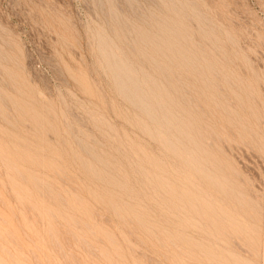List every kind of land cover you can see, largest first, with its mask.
I'll list each match as a JSON object with an SVG mask.
<instances>
[{"label": "rangeland", "instance_id": "rangeland-1", "mask_svg": "<svg viewBox=\"0 0 264 264\" xmlns=\"http://www.w3.org/2000/svg\"><path fill=\"white\" fill-rule=\"evenodd\" d=\"M100 1L102 3H105L100 5ZM107 1L108 0H0V64H3L2 66H0V78L3 76H7L10 78L11 76H8L9 73L11 75L10 71H12L13 73L12 79L8 78L11 82L7 79V77L3 79L1 78L2 80L0 79V92H4L2 94L0 93V95H2V97L4 96L3 99H5L3 100V102H0V158L3 159L4 157L5 161L8 160V162L6 161V164H4V159L3 161H1L2 159H0V264H199L200 261H202L204 264H217V262L218 264H232V262L233 264H237V262H240V259L245 260H241L243 263L240 262L239 264H264V0H172V2L171 0H168L169 3L172 4L171 9L168 8L170 4L166 0L164 3L168 5L167 8L171 10L170 12L167 8H164L166 7V4H163L164 0H131V2L130 0L128 2L127 0L126 2L124 0H113L115 3L110 0L111 4L110 1ZM158 1L160 3L157 4ZM134 2L136 5L134 4ZM182 2L183 5H181ZM112 3L116 4L117 6L113 5ZM125 3H128V5L130 4L133 7L130 5L126 6ZM177 3H179L180 6ZM191 3L194 5V7L193 5L189 6V4ZM109 4L112 5V7L114 6L115 15H113L114 10ZM174 4L177 6L175 7ZM115 6L116 8L118 7V9H116ZM160 7H162V10L160 9ZM173 7L175 8V10ZM132 9H136L135 11H137V13H134L135 11L132 12ZM147 9H149L150 11H147ZM152 9H154V12H152ZM165 9L167 10V12H163V10L165 11ZM106 10H111L112 12L108 11L107 14ZM185 10L188 12H186ZM139 11L144 13L145 16L143 14L141 15ZM144 11L147 14H145ZM175 11H178V14ZM109 12L111 16H109ZM116 12L118 14L123 13V15L117 16L118 14L116 15ZM165 13L166 15H164ZM137 14L138 16H136ZM175 14L181 15L178 17ZM148 15H150L151 17H148ZM198 15H201L200 20ZM112 16L116 21H114V18ZM123 16L128 19V24L123 23V19L124 22L127 21ZM134 16L137 17L139 21L135 19ZM172 16L173 18L177 17L175 21L174 19L172 20ZM107 18H113L112 21L114 23L112 24V26L110 23H108L109 21L112 23L111 19L108 20ZM130 18H134L136 22ZM168 18H171L169 21L170 23H175H167L166 21L169 20ZM145 19L147 20V23L144 21ZM150 19H152L153 21H151ZM163 19H166L165 22L166 24H168V26H163L165 24V22H163ZM177 19L180 21H178ZM118 20L121 22H119ZM130 20L131 22H134L131 23ZM155 20H160V22L157 21L159 23H156L154 22ZM161 20L162 23H164L163 25L161 24ZM143 22L146 24L150 23L152 27L148 26L150 24L146 25ZM153 22L155 23L154 28ZM182 22L184 23V25L186 23V28L183 27L184 25ZM180 23L182 26L180 25ZM135 24H137L138 26ZM160 24L165 28L163 30L162 27H160L162 31L159 28ZM144 25L146 28L148 26L147 29H150V31H148L147 29H145L144 31V29H142ZM175 25H177V27H175ZM187 25L189 26L187 27ZM116 27H118L119 30ZM134 27H136V29L139 28L138 32H144L142 36L146 34L144 36L145 38H147V35L149 32H151V30L154 31L156 36H151L154 35V33L151 32V34H149L150 36H148L149 38L146 39V41L148 42H146L145 38L143 37L144 39H142V37L140 36L141 34L139 35L138 32H135L137 30H135ZM180 27L185 29L183 30ZM113 28H116L118 32ZM130 28L134 29H132L133 32H131L132 30ZM157 28H159V30ZM120 29L124 32H120L122 38L118 39L119 36H117V38L115 33L118 34ZM188 29H191L190 32H192L193 34L190 33ZM110 30L112 33L110 32ZM127 31H130V33H127ZM159 31H161L160 33H162L163 31H165L166 33L172 32L171 34H169L170 40H168L169 38L165 39L166 36H168V34L166 33H163L161 35L163 37V40L161 39V36H159L161 38L157 37V34H160L158 33ZM184 32L186 35L184 34ZM124 33L127 36L124 35ZM177 33L178 35H176ZM172 34L174 36H172ZM183 34L186 37H184ZM190 34H192V37H190ZM178 36L180 40L178 38H175ZM133 38L136 44L134 43V41L131 43ZM156 38H158V40ZM187 38H189L190 40ZM122 39L124 40V42L122 41ZM125 39H129L130 41H127ZM137 39L139 41H145L144 43H147V45L145 46L143 42H138ZM181 39L183 40L181 41ZM159 41H165V45L164 43L162 45L167 47H165L166 50L171 46L170 44L173 42V45L175 46L177 52L175 51L173 46L169 48V50L171 51H168L171 54L174 52L173 56L175 55L174 57H176V59L173 56L169 57V53H165V55H163V46H161V43H158ZM168 41H171L170 44L167 43ZM185 41L187 42V44L185 43ZM119 42L121 44L125 43V45H121ZM126 42H129V45H127ZM137 43L140 44L138 45ZM189 43L192 45H190ZM130 44H132V46H135L136 53L133 50L134 47H132ZM136 46H139L141 49L138 47L137 49L140 50H137ZM146 47L148 50H146ZM159 47H161L160 50H162V54L159 52V49H157L158 54H156V48ZM185 47H189L190 51L188 52L187 50H189V48L186 49ZM129 48L132 50L134 55L136 54L135 59H137V61L139 60L138 58L142 57L143 54H145V58H140L142 62L141 65L140 60L139 62L134 61L135 59L132 55V52H130L131 55H129L127 51H131ZM96 49L99 52L96 51ZM137 51L139 52L137 53ZM192 51H194L195 53H199L195 54L194 52L192 53ZM96 52H98V54ZM187 53L188 55H186ZM99 54L100 56H98ZM157 55L159 58L157 57ZM198 55H202L200 57L201 59L197 58L199 57ZM186 56H189V58ZM193 56H195L194 59L196 61L193 59ZM164 57L168 60H174L173 63H175V65L171 60L167 61L166 59H164ZM184 57H186V59ZM180 58L182 61L180 60ZM144 59L147 61L150 60V62L148 61L147 63V61H145ZM152 59L155 64L158 63V65H160L161 67L165 66L164 64L167 61L168 66H165V69L159 68V66L155 65L153 61H151ZM160 60L164 62L162 65V62L160 63ZM192 60H194L197 65ZM201 60H203L205 63H203V61ZM187 61L189 64L187 63ZM99 62H101V64ZM102 62L105 63L103 64ZM143 62L145 63L143 64ZM206 62L207 65L209 64L208 66L206 65ZM150 63L154 64V66L159 70L160 74H162L158 75V70L153 67L154 70H156L154 71L150 66L152 65ZM147 64L150 67H148ZM170 64L172 65V67L170 66ZM177 64L179 68L186 67L187 69H185L187 73L185 72V69H183V71L179 70ZM173 65L178 70H175ZM203 65L205 66L203 67ZM3 66L6 69H4ZM201 67H203V69ZM205 67L206 69L210 68V74H207L208 70L206 72ZM211 68H213V70ZM160 69H162L163 71L165 70V72L161 71ZM189 69H193L194 71ZM5 70L7 72L4 73ZM170 71H173V73L171 72L172 75L175 73L174 76H170ZM181 71L183 73H181ZM188 71L192 73L189 74ZM202 71H204L205 73ZM202 73H204L205 75H202ZM163 74H165L166 76H164ZM165 77L167 79H165ZM173 77L174 81H171L174 85L169 80V78L171 79ZM163 78L164 80H166L165 84L163 83ZM175 78H177V81L175 80ZM6 82L9 83L6 84ZM167 82L171 84H167L168 86H170L169 91L171 90V92L167 90ZM175 82H177V84L181 86L180 89L177 88L179 86L176 85ZM171 86L174 87L175 91L173 90V87L171 88ZM18 89L19 91H22L19 92ZM7 90H9V92ZM179 90L180 92L182 91L183 94L179 93ZM179 96L180 98L178 100ZM183 96L185 97L183 98ZM164 97L166 99H164ZM6 98L11 103L6 102L8 101L6 100ZM0 100L2 101V98H0ZM13 100L15 101L14 104L16 103L15 106L18 107V109L14 106ZM36 102L39 105H37ZM8 103L10 104V106ZM171 103L173 104V106H171ZM181 104L183 105L181 106ZM43 105L46 108H44ZM9 107L10 110H8ZM14 109H16V111L18 110V112H15ZM186 110H189V112L191 111L193 114L191 115V113L188 112V116L186 117V115H183L187 113ZM159 111L161 112L159 113ZM181 111H183V114ZM21 112L24 114L20 115ZM158 113L160 114V116ZM142 116L144 117L142 118ZM194 117H196L195 119L198 120L197 122ZM144 118L146 120H144ZM177 120L179 122H177ZM176 122L177 124H175ZM52 125L55 126L53 127V131L55 132L52 131ZM199 125H202L200 131ZM182 126H184V128ZM194 126L196 127L194 128ZM16 127H18V129H15ZM170 127H172L173 129ZM142 128L145 133L142 132ZM78 133L80 135H78ZM198 134L201 138L198 137ZM72 137L74 140L71 139ZM66 139L69 141H67V145L65 144ZM161 139L163 142H160ZM158 140L163 150H160L161 148L158 145ZM128 144L131 146V148ZM77 145H80L81 147H78ZM71 146L74 148H72ZM162 146L165 147L163 148ZM85 147L88 148L86 149ZM136 147L137 150L135 149ZM201 147L203 149H201ZM75 148L78 150V152ZM70 149L71 151L69 152ZM169 149H171V152ZM72 150L73 152H75L73 155L79 154L76 155L78 157L70 156L72 155ZM143 150L147 153L145 154ZM92 151L96 154V156L94 153H92ZM139 151L141 152V156ZM82 153L87 154H85L86 157L83 156L84 159H82ZM149 153L151 154L149 155ZM164 153L168 156H165ZM136 154L138 155V157L136 156ZM144 154L145 156L149 155L151 157L150 159L153 158L154 160L152 159V162L151 160L147 161L146 158H148V156L145 157ZM171 154L172 156H170ZM80 155L81 157L79 158ZM154 155L157 156L155 157ZM100 156L101 159L104 160V162H102ZM176 156L179 157L177 158ZM104 157L107 159H105ZM180 158H184L183 161ZM172 159L174 160V162ZM178 159L181 161V163L179 162L178 165V162H176V165L175 161H178ZM33 160L35 161L34 164ZM79 160H81V164ZM212 160L214 162H212ZM96 161L98 162L99 166ZM134 161L139 164L135 163ZM140 162H142L143 165ZM155 162H157L156 165ZM166 162L168 163V165ZM13 163L16 164H14V166L17 169L21 170V173L17 169H14L12 171L10 167ZM78 163L80 166L78 165ZM160 163L164 166H160ZM182 163L183 166L184 164L187 165L186 168L188 167L189 169H184L185 166H182V168L180 165ZM8 164H10L11 166ZM94 164H96V167ZM83 165L86 166L89 171L86 170L87 168ZM105 165L107 167H105ZM152 165L156 166V168ZM14 166L12 167L15 168ZM88 166L92 168L89 169ZM97 166L99 168L100 166L101 168L103 166L102 169L100 168L101 175L102 172H104L105 175L107 174L106 177L104 174L102 176L107 180L104 181L105 183L102 182V180L104 179H102V177H100V175L97 173L99 172V168ZM110 166H112L114 169ZM7 167L8 169H6ZM78 167L81 168L78 169ZM164 167H166V169ZM190 167H192L191 171ZM82 168L85 172L81 170ZM104 168H107L108 172L110 171L109 175L107 169L105 170ZM91 169L93 171L89 173ZM113 170L115 172H113ZM158 170L163 172L161 173ZM169 170L171 171V173H169ZM185 170L188 171L186 172ZM111 171L113 174L111 173ZM11 172L15 176L17 175L16 178ZM116 172H119L122 175ZM148 172L150 173L148 174ZM193 172L196 173H194V175L196 176L193 175ZM165 173L167 174L166 176ZM216 173L220 174L217 175ZM20 174H22L23 177L22 175L20 177ZM87 174H90L89 176H92V178L90 179ZM123 174L124 176H126L125 178H122ZM163 174L164 176L162 177ZM93 175L96 179H98L96 175H99L98 180L101 179V182L97 180L98 182L96 181L92 184L90 180H96L93 179ZM112 175H114L115 177V179H113L114 182L113 180H111L113 177ZM9 176H11V179L13 178L12 182ZM180 176L181 183L184 182L183 179L185 180L188 178L187 180L191 185L187 182L190 186H186L187 180L184 183L180 184V179L178 178ZM34 177L36 179L38 178L39 181H37ZM68 177L70 178L68 179ZM116 177H119L120 179H117ZM33 178L36 181L34 182V184L36 183L37 188L38 185L43 181L41 187L39 186L40 189L35 188V186L32 184ZM145 178L149 180L148 183L150 184L144 182L143 179ZM167 178H169V180ZM189 178L191 180H189ZM209 178H211L213 181H211V179ZM44 179L46 183H50H47L46 185L44 183ZM108 179H110L111 182ZM146 179L145 181H148ZM155 179H157L158 181ZM192 179L194 182H192ZM204 179L206 180V187L203 184L205 181ZM125 180L126 182H123ZM163 180H168L167 183L170 184L171 182L173 184V186H171L175 187L170 188L171 186L167 184L166 181L163 182L164 184H162ZM196 180L199 183L203 180L204 181L201 182L200 185ZM13 181H17L18 183H15ZM153 181L157 184V186L162 187V185H164L163 188L166 187V189L162 190L160 187H157L156 184H153ZM112 182L114 184V187H118L116 188L117 190L120 189L118 185L122 187V190L116 191L115 188H113ZM211 182L213 184H211ZM126 183L128 185L130 184V188ZM165 183L167 184L166 186ZM109 184L111 185L109 186ZM209 184H211L212 187ZM223 184L224 186H222ZM44 185L47 186V188ZM48 185H52V190L50 188V191L47 190L49 187ZM72 185H74L75 188L74 186L72 187ZM105 185L113 189H109L108 187L107 189H105ZM123 185L129 188L130 194L128 193L129 191L127 190V187L124 188ZM180 185H183L186 188L184 189V187L182 186L184 194L180 192L181 190L179 192L176 191L178 192L179 197L182 199L178 197V194H176V192L172 191V189H182ZM20 186H22L23 188ZM167 186L170 187L167 188ZM194 186L197 189L195 191H193L195 188ZM131 187L136 188L137 190L132 189ZM19 188L21 190L23 189L25 193H23V191L21 192ZM159 188L162 190V193L160 192ZM204 188H208L207 191L203 190ZM219 188H221V190ZM91 189L93 191H91ZM104 189L107 190V193L106 191H104ZM154 189L156 192L154 191ZM169 189H171L170 192L168 191L169 193H171V195L166 192V190ZM201 189L203 190V192H201ZM86 190L89 192L88 194ZM111 190H115V193H111ZM133 190L136 192H133ZM151 190H153L155 193ZM158 190L160 193H158ZM214 190L216 193L214 192ZM99 191H101V193ZM126 191L128 192L125 194L124 192ZM149 191L152 193H150ZM229 191L230 194L228 193ZM231 191L233 195L231 194ZM120 192L123 195H121ZM131 192L134 193L133 196L131 195ZM164 192L166 193V195ZM53 193L61 194L62 196L58 197L59 195L56 194H54V196ZM102 193L103 195H101ZM156 193H158V197L156 196ZM181 193L183 194V196L181 195L182 197L180 196ZM185 193H189L188 195L186 194L187 197L185 196ZM111 194H115L117 197L119 194L121 196L117 198L115 197V195L113 197V195ZM159 194L161 196H166V203L168 205H171V213L169 211L166 212L167 208H169L167 204L159 203L160 201H165L163 200L164 196H162V199V197H159ZM191 194H193L194 197L198 200L196 199V201L195 199H193V196ZM228 194L230 196L232 195L233 197L231 196L230 199ZM21 195L24 197V199L21 197ZM68 195L70 197H68ZM106 195L108 196L106 197ZM128 195L129 197L131 196L130 198L132 199L135 196V198L133 199L134 201L131 200ZM136 195L139 200L137 199ZM227 195L228 197H226ZM123 196H125V198H123ZM141 196L143 197L141 198ZM188 196H190V198L193 200H189ZM200 196L203 199H201ZM32 197L34 201H32ZM76 197L77 199H75ZM121 197L126 201L123 202ZM61 198H63L64 200ZM80 199L81 202L85 201V203L80 204ZM120 200L121 203L123 202L125 204L124 206H127L123 207V203L119 204ZM155 200L156 202L153 203ZM178 200H182V202H179ZM183 200H185L184 203H188L187 206L186 204H182L185 206L180 205L181 203H183ZM209 200L213 201V203L211 201L209 202ZM27 201L29 202L26 203ZM130 201H133L135 205H133V203H131ZM189 201H192V204ZM198 201L200 202V205L202 204L201 206L199 205ZM33 202L39 205V209H37V207L35 206L36 204H33ZM171 202H173V204H170ZM176 202H179L180 204H177ZM203 202L205 203L203 204ZM23 203H25L26 205ZM137 203H139L140 205ZM158 203L160 205H157ZM32 204L36 208H34ZM84 204H86V206ZM152 204H155L157 208ZM72 205L75 207L73 208ZM105 205L108 206L106 207ZM113 205L118 206L117 209ZM166 205V210L163 209L162 211L161 208H164ZM77 206L79 208H77ZM102 206L106 207V209H108L109 211ZM154 206L155 209H153ZM188 206H190L191 210H189L191 212L194 210V207H197L195 208L196 212L193 211V213H191L188 210ZM44 207H46V212L43 211V214L41 209H43ZM158 207L160 210L158 209ZM176 207L178 208V210H175L177 209ZM214 207L216 208V211H213V209H215ZM133 208L135 209V211ZM237 208L239 209L238 212L240 214L237 212ZM47 209L49 210V212L47 211ZM50 209L53 210L52 213H54L55 216L57 214V217L59 216V218L55 217L53 214L50 215ZM156 209L159 210L158 212L161 216L165 215V219L160 215H158V218V212H151V210ZM248 209L250 210L248 211ZM223 210L228 213L230 211L231 214L229 213L228 215L225 212L223 213ZM210 211H213V213H211ZM67 212L70 213L69 215L71 217L66 214ZM140 212L143 216L140 214ZM162 212H164V214ZM175 212L176 214H174ZM183 212L185 213V215H187L186 213H190L191 217L194 214V217L191 218L190 215L185 216ZM246 212L248 213V215ZM148 213H151L152 216ZM169 213L172 215H170ZM48 214L49 216H47ZM64 214H66L65 217L63 216ZM211 214L213 217L214 214H218V217L220 216L219 219L222 221V223L219 224L221 221L219 222V220H217V216L215 217L216 221H212V216H209ZM249 214L251 217L249 216ZM255 214H257L256 217H254ZM226 215L228 217L231 215L227 219L228 221L225 219ZM115 216L116 218L118 216L117 219L119 221L115 218ZM120 216L121 218H119ZM124 216L128 220L126 218H123ZM137 216L139 218H141L142 216V218L139 219L137 218ZM170 216H173L175 219L169 218ZM178 216L180 220H183L178 222ZM237 216L238 219L240 218L239 220L237 219ZM184 217L187 218V222L185 221L186 218ZM200 217V221L203 220V217H206L207 220H210L211 222L209 221L208 223L204 220L201 221V223L200 221L197 222L196 220H198ZM252 217L254 220L252 219ZM63 218H65L64 222ZM166 218L168 219V223H166L169 225L165 223ZM232 218L234 219L232 220ZM235 218L237 220H235ZM157 219L160 221L157 222ZM190 219L194 220L195 223H193V221L190 222ZM256 219H260V222ZM122 220L123 222L121 223ZM134 220L136 222H131ZM163 220L164 222H162ZM229 220L233 225L229 222ZM261 220L263 221L261 222ZM68 222L70 223L68 224ZM85 222H87L88 224ZM177 222L180 223L178 225L179 229L181 227V230L185 229L184 231H186V229L188 228V232L186 231V235L184 231L182 232L177 228L174 229L173 226H175L176 223L175 227H177ZM216 222H219V230L216 228L217 230L213 231L215 230V227H217ZM236 222L239 224H236ZM253 222L257 223L258 226ZM155 223L157 227L155 226ZM158 223L160 225L162 224L161 227L157 225ZM164 223L165 229L162 228L164 227ZM196 223H198L199 225H193ZM207 223L209 225H211L212 223V227H209ZM214 223L215 226L213 225ZM225 223L228 224L225 225ZM246 223H250L251 225L249 224L247 226ZM135 224L138 225V230V227H136L137 225L135 226ZM144 224L147 225V227H145ZM182 224H185L184 226L186 228L183 227ZM187 224H189L190 226H188ZM240 224H242V226ZM170 225L172 227L168 229ZM236 225H240V227H237ZM192 226H195L196 229H194L195 227L192 228ZM233 226L237 228L235 229ZM140 227H142V229ZM152 227L156 230L154 231ZM190 228H192L193 230H197L198 232L192 230L193 232L190 234ZM207 228L213 229H209L211 230V232L209 233V230ZM238 228L240 230L243 229L241 230V232L239 231L240 235H238ZM247 228L250 230H248ZM166 229L170 230L171 234L173 233L174 236L172 237V235L169 234L170 232ZM233 229H235V231H237L238 233H233L235 232ZM200 230H202V232L204 231V236L209 235L211 237L208 236L204 238ZM136 231H138V233ZM141 231L145 233V236ZM176 231L180 232V234L182 235H180L179 233L176 234ZM242 231L244 234L242 233ZM220 232H222L223 235ZM230 232L233 234H231ZM255 233L257 236L254 237L257 238V241H255L256 239H254L253 241L252 235H255ZM99 234L103 236H100ZM106 235H109L110 237V239L107 238L108 241L105 238L107 237ZM177 235L185 237L186 240L184 238L182 240V237L180 238V236L176 237ZM189 235H192L193 239H189ZM217 235H219L218 238ZM250 235L252 236V238L250 237ZM162 236L164 237V239H161L163 238ZM224 236L226 238H224ZM227 236L229 237L227 238ZM153 237H155L154 240ZM156 237L159 241L156 240ZM194 237H197L198 241L195 239L197 243L203 240L202 243L200 242L198 243V245L201 244L199 245L201 247L203 245L202 248L204 249V251L207 250L206 252H204L201 247L197 246V243L194 242ZM236 237L238 239H235ZM239 237H241L242 239ZM246 237L248 238V240ZM169 239L171 240L169 241ZM172 239H174L175 242H173ZM187 239L191 240L189 242V244L191 243L190 246L187 243ZM209 239H211V241ZM214 239L216 240L214 241ZM142 240L144 241V243ZM229 240L231 241L229 242ZM238 240H240L241 242ZM179 241H183L184 244L186 242L188 245L185 244L184 248L183 242L179 243ZM206 241H209L210 243L213 241L214 243L212 242V244L214 245L212 246H215L217 249L219 246V248L223 249V257L220 251L218 253L215 247H213V251L211 249L208 250V247H210L211 244H205ZM217 241L218 243H216ZM223 241L227 242L224 244ZM159 242L162 244H160ZM203 242L205 243L203 244ZM178 243L181 244L182 247ZM193 243H196V246L195 244L193 245ZM238 243L239 245H237ZM250 243H253L256 248ZM220 244H223L224 246H221ZM246 244H249V246ZM257 244L259 248H257ZM260 244L262 247L259 246ZM225 245L228 247L226 248ZM241 245L243 248L239 247ZM244 245H246V248L244 247ZM247 246L249 247V249L251 248V252H249L250 250ZM230 247L231 249L229 250ZM234 247H238L236 249L238 250V252L234 249ZM252 247L255 248V252L253 251ZM174 248L177 251H175ZM233 249L235 252H233ZM180 250L182 252H180ZM239 250L242 252H240ZM243 250H245L246 252H244ZM160 251H162L163 254ZM176 252H178V254ZM208 252L210 253L209 255ZM216 253L218 255H216ZM179 254H182V257ZM212 254H215V256ZM228 254L229 257L231 256L232 258V260L229 259L230 261H227L228 259H226L225 257ZM239 254L244 255H241V257H239ZM190 255L193 256L192 259ZM253 255H255V257ZM168 256H172L170 259L174 258L177 261H175L174 259H172V261L169 260ZM186 256L188 257V259ZM194 256L197 257L194 258ZM236 257L239 258H237L236 260ZM197 258H199L200 260H198ZM212 258L214 262L216 261L215 263L211 260ZM251 258H253V260H251ZM195 259H197L198 261L196 260V262ZM233 259L236 260V262ZM255 259L257 262H255ZM218 260L222 263H220ZM252 261L254 262L252 263Z\"/></svg>", "mask_w": 264, "mask_h": 264}, {"label": "bare ground", "instance_id": "bare-ground-1", "mask_svg": "<svg viewBox=\"0 0 264 264\" xmlns=\"http://www.w3.org/2000/svg\"><path fill=\"white\" fill-rule=\"evenodd\" d=\"M103 1H104V0H103ZM108 1H110V0H108ZM108 1H107V2H108ZM112 1H113V0H112ZM124 1L126 2V0H124ZM128 1H129V0H127V2H128ZM132 1H133V0H132ZM134 1H135V0H134ZM160 1H162V0H160ZM165 1H166V0L163 1V4H164V5L166 4V3H164ZM167 1H168V0H167ZM178 1H179V0H178ZM181 1H182V0H181ZM96 2H97V1H96ZM100 2H101V1H100ZM107 2H106V3H107ZM130 2H131V0H130ZM171 2H172V0H171ZM183 2H184V1H183ZM183 2L181 3V5H183ZM98 3H99V2H98ZM103 3H105V2H103ZM103 3L101 2L100 5H102ZM113 3H115V2L113 1ZM113 3H112V4H113ZM132 3H133V2H132ZM158 3H160V2L158 1L157 4H158ZM168 3H169V1H168ZM175 3H176V1H175ZM188 3H189V2H188ZM110 4H111V1H110ZM110 4H109V5H110ZM125 4H126V3H125ZM134 4H135V2H134ZM163 4H162V5H163ZM169 4H170V3H169ZM177 4L179 5V3H177ZM113 5H116V4H113ZM129 5H130V4H129ZM129 5H128V3L126 4V6H129ZM135 5H136V4H135ZM135 5H134V6H135ZM174 5H175V4H174ZM191 5H193V4H192V3L189 4V6H191ZM107 6H108V5H107ZM107 6H106V7H107ZM110 6L112 7V5H110ZM110 6H108V7H110ZM116 6H117V5H116ZM116 6H115V8H116ZM130 6H132V5H130ZM138 6H139V5H138ZM167 6H168V5L166 4V7H164V6H163V7H164V8H167ZM169 6H170V7H169ZM169 6H168V8L171 9L172 4H170ZM176 6H177V5H175V7H176ZM179 6H180V5H179ZM179 6H178V7H179ZM184 6H185V4H184ZM186 6H188V5H186ZM111 7H110V8H111ZM132 7H133V6H132ZM193 7H194V5H193ZM102 8H103V7H102ZM112 8H113V10H114V14H113V15H115V9H114V6H113ZM112 8H111V9H112ZM129 8H130V7H129ZM136 8H137V7H136ZM141 8H142V7H141ZM161 8H162V7H160V9H161ZM168 8H167V9H168ZM173 8H174V7H173ZM182 8H183V7H182ZM103 9H104V8H103ZM106 9H107V8H106ZM116 9H118V7H117ZM137 9H138V8H137ZM142 9H143V8H142ZM149 9H150V8H149ZM149 9H147V11H148ZM170 9H168L169 12L171 11ZM176 9H178V8H176ZM186 9H187V8H186ZM135 10H136V9H135ZM135 10L132 9V12L135 11ZM153 10H154V9H152V12H154ZM158 10H159V9H158ZM161 10H162V9H161ZM174 10H175V8H174ZM174 10H173V11H174ZM179 10H180V9H179ZM187 10H188V9H187ZM106 11H107V10H106ZM108 11H111V10H108ZM108 11H107V14H108ZM117 11H118V10H117ZM149 11H150V10H149ZM185 11H186V10H185ZM195 11H196V10H195ZM111 12H112V11H111ZM120 12H121V11H120ZM139 12H140V11H139ZM144 12H145V11H144ZM155 12H156V11H155ZM158 12H160V11H158ZM163 12H167V10L165 9V11L163 10ZM175 12L178 14V11H175ZM186 12H188V11H186ZM105 13H106V12H105ZM134 13H137V11H135ZM140 13H141V15H142V14L144 15V13H142V12H140ZM140 13H139V14H140ZM148 13H149V12H148ZM150 13H151V12H150ZM171 13H172V12H171ZM173 13H174V12H173ZM189 13H190V11H189ZM193 13H194V12H193ZM198 13H199V12H198ZM117 14H118V13L116 12V15H117ZM132 14H133V13H132ZM145 14H147V13L145 12ZM152 14H153V13H152ZM162 14H163V13H162ZM177 14H175V15L178 16V17L181 15V14H179V15H177ZM186 14H187V13H186ZM195 14H196V13H195ZM200 14H201V13H200ZM122 15H123V13L118 14L117 16H122ZM133 15H134V14H133ZM154 15H155V14H154ZM156 15H157V14H156ZM164 15H166V13H165ZM164 15H163V16H164ZM172 15H173V14H172ZM175 15H174V16H175ZM105 16H106V14H105ZM109 16H111L110 12H109ZM136 16H138V14H137ZM144 16H145V15H144ZM149 16H150V15H148V17H149ZM157 16H158V15H157ZM167 16H168V15H167ZM170 16H171V15H170ZM198 16H199V15H198ZM200 16H201V15H200ZM200 16H199V20H200ZM112 17H113V16H112ZM123 17H124V16H123ZM128 17H129V15H128ZM131 17H132V16H131ZM134 17H135V16H134ZM140 17H142V16H140ZM146 17H147V16H146ZM150 17H151V16H150ZM193 17H194V16H193ZM113 18H114V17H113ZM113 18H112V19H113ZM116 18H117V17H116ZM124 18H126V17H124ZM138 18H139V17H138ZM155 18H156V17H155ZM157 18H158V17H157ZM159 18H160V17H159ZM161 18H162V17H161ZM164 18H165V17H164ZM171 18H172V20L174 19V21H175V19H176L177 17H176V18H173V16H172ZM171 18H170V19H171ZM201 18H202V17H201ZM107 19L110 20L111 18H110V19L107 18ZM112 19H111V21H112ZM119 19H120V18H119ZM130 19H133V20H134V18H130ZM135 19H137V17H135ZM168 19H169V18H168ZM170 19H169L168 21H166V19H163V20H164L163 22L166 21V22L168 23V22L170 21ZM178 19H179V18H178ZM178 19H177V20H178ZM181 19H182V18H181ZM195 19H196V17H195ZM202 19H203V18H202ZM108 20H107V22H108ZM120 20H121V19H120ZM125 20H127V21L124 22V19H123V23H127V24H128V19L126 18ZM137 20L139 21V19H137ZM141 20H142V19H141ZM141 20H140V21H141ZM150 20L153 21L152 19H150ZM177 20H176V21H177ZM193 20H194V19H193ZM114 21H116L115 18H114ZM118 21H119V20H118ZM121 21H122V20H121ZM121 21H119V22H121ZM134 21H135V20H134ZM134 21H132V22H134ZM144 21L146 22L147 20L145 19ZM157 21L160 22V20H155L154 22L159 23V22H157ZM178 21H180V20H178ZM130 22H131V20H130ZM132 22H131V23H132ZM135 22H136V21H135ZM148 22H149V21H148ZM154 22H153V23H154ZM166 22H165V24H166ZM196 22H197V21H196ZM198 22H199V21H198ZM108 23H110L111 26H112V24H113L114 22L112 21V23H111V22L109 21ZM116 23H117V22H116ZM123 23H122V24H123ZM143 23H144V22H143ZM146 23H147V22H146ZM146 23H144V24H146ZM153 23H152V24H153ZM169 23H170V22H169ZM172 23H173V22H171L170 24H172ZM174 23H175V22H174ZM174 23H173V24H174ZM178 23H179V22H178ZM182 23H183V22H182ZM148 24H150V23H148ZM148 24H146V25H148ZM161 24H162V25L164 24V23H162V20H161ZM161 24H160V25H161ZM165 24H164L163 26H165V27L168 26V24H166V25H165ZM135 25H137V24H135ZM139 25H141V24H139ZM160 25H159V28L162 27V29L164 30L165 28H164L162 25H161V26H160ZM180 25H181V23H180ZM183 25H184V23H183ZM199 25H200V24H199ZM205 25H206V24H205ZM107 26H108V24H107ZM113 26H114V25H113ZM119 26H120V25H119ZM137 26H138V25H137ZM148 26H151V27H152L151 24L148 25ZM148 26H147V28H148ZM154 26H155V23H154V25H153V28H154ZM156 26H157V25H156ZM181 26H182V25H181ZM185 26H186V23H185V25H184L183 27H185ZM188 26H189V25H187V27H188ZM196 26H197V24H196ZM201 26H202V25H201ZM103 27H104V26H103ZM142 27H143V26H142ZM175 27H177V25H175ZM205 27H207V26H205ZM205 27H204V28H205ZM110 28H111V27H110ZM116 28H118V27H116ZM116 28H113V29L115 30ZM120 28H121V27H120ZM122 28H123V26H122ZM134 28H135V30H137V31H135V32H138V29H139V28H138V27H137L138 29H136V27H134ZM147 28H146L145 25H144V27H143L142 29H144V31H145V29H147ZM155 28H156V27H155ZM159 28H157V29L159 30ZM167 28H168V27H167ZM167 28H166V29H167ZM170 28H171V27H170ZM180 28H182V27H180ZM185 28H186V27H185ZM185 28H182V29L184 30ZM196 28H197V27H196ZM130 29H131V28H130ZM132 29H133V28H132ZM132 29H131V30H132ZM142 29H140V30H142ZM174 29H175V28H174ZM174 29H173V30H174ZM198 29H199V28H198ZM205 29H206V28H205ZM106 30H107V29H106ZM118 30H119V28H118ZM125 30H126V29H125ZM131 30H130V31H131ZM133 30H134V29H133ZM133 30H132L131 32H133ZM147 30L150 31V29H147ZM160 30H161V28H160ZM175 30H176V29H175ZM175 30H174V31H175ZM178 30H179V28H178ZM188 30H189V29H188ZM188 30H187V31H188ZM112 31H113V30H112ZM116 31H117V29H116ZM130 31H129V32L127 31V33H130ZM161 31H162V30H161ZM161 31H159L158 33H160ZM170 31H171V30H170ZM190 31H191V29L189 30V32H190ZM199 31H200V30H199ZM110 32H111V30H110ZM117 32H118V31H117ZM120 32H124V31H121V29H120L119 33H120ZM151 32L154 33V31H152V30H151ZM151 32L148 33L147 38H149L148 36H150L149 34H151ZM167 32H169V31H167ZM175 32H176V31H175ZM179 32H180V31H179ZM111 33H112V32H111ZM119 33H118V34H119ZM125 33H126V31H125ZM125 33H124V35H126ZM138 33H139V35L141 34L140 36L142 37V39L145 38L144 36H145L146 34H145L144 36H142V34H143L144 32H142V33L138 32ZM138 33H137V34H138ZM146 33H147V31H146ZM163 33H166V32L163 31V32L160 33L159 35L157 34V37L161 36ZM171 33H172V32H169V33H166V34H168V36H169V34H171ZM173 33H174V32H173ZM182 33H183V32H182ZM186 33H187V32H186ZM190 33H192V32H190ZM202 33H203V32H202ZM118 34L115 33L116 37L119 36V38L117 37L118 39L122 38V37H121V33H120L119 35H118ZM134 34H135V33H134ZM184 34H185V32H184ZM184 34H183V35H184ZM187 34H188V33H187ZM192 34H193V33H192ZM192 34H190L191 36H190V35H189V36L192 37ZM203 34H204V33H203ZM109 35H110V34H109ZM176 35H178V33H177ZM185 35H186V34H185ZM185 35H184V37H186ZM110 36H111V35H110ZM126 36H127V35H126ZM151 36H154V37H155L156 35H155V33H154V35H151ZM165 36H166V35H165ZM168 36H166L165 39H168V38H169L168 40H170V36H169V37H168ZM172 36H174V35L172 34ZM129 37H131V36H129ZM132 37H133V35H132ZM135 37H136V36H135ZM138 37H139V36H138ZM143 37H144V38H143ZM161 37H162V36H161ZM161 37H159V38H161ZM181 37H182V36H181ZM184 37H183V38H184ZM187 37H188V36H187ZM96 38H97V37H96ZM96 38H95V39H96ZM117 38H116V39H117ZM123 38H125V37H123ZM127 38H128V37H127ZM136 38H137V37H136ZM147 38H145V41H146ZM150 38H151V37H150ZM152 38H153V37H152ZM175 38H178V39L180 40L179 36H178V37H175ZM211 38H212V37H211ZM129 39H130V38H129ZM129 39H128V40H129ZM138 39H140V38H138ZM138 39H137L138 42H143V40H142V41H139ZM156 39L158 40V38H156ZM161 39L163 40V37H162ZM171 39H172V38H171ZM187 39H189V38H187ZM191 39H192V38H191ZM125 40H127V39H125ZM128 40H127V41H128ZM149 40H150V39H149ZM157 40H156V41H157ZM159 40H160V39H159ZM182 40H183V39H181V41H182ZM189 40H190V39H189ZM96 41H97V40H96ZM98 41H99V40H98ZM120 41H121V40H120ZM122 41L124 42L123 39H122ZM129 41H130V40H129ZM133 41H134V43L136 44L134 38H133V40L131 41V43H132ZM145 41H144V42H145ZM172 41H173V40H172ZM187 41H188V40H187ZM191 41H192V40H191ZM117 42H118V41H117ZM144 42H143V44H145ZM146 42H148V41H146ZM152 42H153V40H152ZM170 42H171V41H170ZM170 42L168 41L167 43L170 44ZM178 42H179V41H178ZM178 42H177V43H178ZM188 42H190V41H188ZM108 43H109V42H108ZM119 43H120V42H119ZM126 43H127V42H126ZM128 43H129V42H128ZM128 43H127V45H129ZM158 43H161V46H163V45H162L163 43H164V45H165V41H164V42L159 41ZM158 43H157V45H158ZM175 43H176V42H175ZM179 43H180V42H179ZM185 43L187 44L186 41H185ZM190 43H191V42H190ZM190 43H189V44H190ZM192 43H193V42H192ZM120 44H121V43H120ZM122 44L125 45V43H122ZM122 44H121V45H122ZM137 44L139 45L140 43H137ZM141 44H142V43H141ZM149 44H151V43H149ZM149 44H148V47H149ZM118 45H119V44H118ZM130 45L132 46V44H130ZM146 45H147V43L145 44V46H146ZM166 45H167V44H166ZM170 45L173 46V48L175 49V46L173 45V42H172ZM190 45H192V44H190ZM190 45H189V46H190ZM95 46H96V45H95ZM95 46H94V47H95ZM141 46H142V45H141ZM159 46H160V44H159ZM167 46H168V45H167ZM171 46H170V47H171ZM187 46H188V45H187ZM97 47H98V46H97ZM120 47H121V46H120ZM122 47H124V46H122ZM126 47H127V46H126ZM128 47H129V46H128ZM132 47H134L133 50H134V52H135V46H132ZM138 47H139V46H138ZM138 47L136 46V49H137ZM142 47H143V46H142ZM151 47H152V46H151ZM157 47H158V46H157ZM165 47H166V46H163V48H165ZM168 47H169V46H168ZM170 47H169V48H170ZM191 47H192V46H191ZM139 48H140V47H139ZM144 48H145V47H144ZM163 48H162V50H164V53L162 52V50H160L161 47L156 48V54H158V53H157V49H159V50H160L159 52H160V53L162 52L163 55H165V53H169V51H171V50H169V48L166 50L167 47H166L165 49H163ZM178 48H179V47H178ZM181 48H182V47H181ZM185 48H186V47H185ZM187 48H189V47H187ZM187 48H186V49H187ZM195 48H196V46H195ZM106 49H107V48H106ZM125 49H126V48H125ZM127 49H128V48H127ZM129 49H130V48H129ZM140 49H141V48H140ZM140 49H137V50H140ZM152 49H153V48H152ZM179 49H180V48H179ZM186 49H185V50H186ZM130 50H131V49H130ZM146 50H148L147 47H146ZM165 50H166V52H165ZM168 50H169V51H168ZM182 50H183V49H182ZM96 51H98V50L96 49ZM127 51H128V53H129V55H131L130 52H132V50H131V51L127 50ZM149 51H150V50H149ZM167 51H168V52H167ZM175 51L177 52L176 49H175ZM187 51L189 52V51H190V48H189V50H187ZM199 51H200V50H199ZM98 52H99V51H98ZM98 52H96V53L98 54ZM138 52H139V51H137V53H138ZM140 52H141V51H140ZM147 52H148V51H147ZM153 52H154V51H153ZM178 52H179V51H178ZM184 52H185V51H184ZM193 52H194V51H192V53H193ZM196 52H197V51H196ZM110 53H111V52H110ZM132 53H133V52H132ZM135 53H136V52H135ZM143 53H144V52H143ZM162 53H161V54H162ZM173 53H174V52H173ZM173 53H172V54L169 53V54H168L169 57H170V56H173ZM194 53H195V52H194ZM197 53H199V52H197ZM197 53H195V54H197ZM97 54H96V55H97ZM141 54H142V53H141ZM141 54H139V55H141ZM147 54H148V53H147ZM152 54H153V53H152ZM156 54H155V56H156ZM176 54H177V53H176ZM180 54H181V53H180ZM184 54H185V53H184ZM132 55L134 56V59H135V58H136V57H135L136 54L134 55V53H133ZM144 55H145V54H143V56H144ZM166 55H167V54H166ZM168 55H167V56H168ZM181 55H182V54H181ZM186 55H188V53H187ZM189 55H190V54H189ZM199 55H200V54H199ZM199 55H198V56H199ZM203 55H204V54H203ZM1 56H2V55H1ZM98 56H100V54H99ZM143 56L140 57V58H141V59H142V58H145V56H144V57H143ZM148 56H149V55H148ZM159 56H160V54H159ZM174 56H175V55H174ZM174 56H173V57H174ZM183 56H184V55H183ZM183 56H182V58H183ZM201 56H202V55H201ZM201 56H199V57H197V58L201 59V58H200ZM116 57H117V56H116ZM130 57H131V56H130ZM157 57H158V55H157ZM186 57L189 58V56H186ZM186 57H184V58L186 59ZM194 57H195V56H193V59H194ZM99 58H100V57H99ZM122 58H123V57H122ZM131 58H132V57H131ZM140 58H138V59L140 60ZM153 58H154V57H153ZM158 58H159V57H158ZM161 58H162V57H161ZM174 58L176 59V57H174ZM148 59H149V58H148ZM150 59H151V57H150ZM154 59H155V58H154ZM164 59H166L167 61H170V60H171L170 58H169L170 60H168V59L165 58V57H164ZM185 59H184V60H185ZM139 60L137 61V59H135L134 61L139 62ZM144 60H145V59H144ZM156 60H157V59H156ZM162 60H163V59H162ZM162 60H160V63L162 62ZM166 60H164V61H166ZM177 60H178V59H177ZM180 60H181V58H180ZM187 60H188V59H187ZM190 60H191V59H190ZM194 60H195V59H194ZM194 60H192V61L195 63L196 60H195V61H194ZM100 61H101V60H100ZM104 61H105V60H104ZM145 61H147V60H145ZM148 61L150 62V60H148ZM148 61H147V63H148ZM151 61H153V59H152ZM167 61H166L167 65H166V63L164 64L166 67L168 66V62H167ZM171 61H172V63H173L174 60H171ZM181 61H182V60H181ZM185 61H186V60H185ZM201 61H203V60H201ZM205 61H206V60H205ZM157 62H158V61H157ZM177 62H178V61H177ZM177 62H176V63H177ZM0 63H1V61H0ZM99 63L101 64V62H99ZM102 63H103V62H102ZM104 63H105V62H104ZM104 63H103V64H104ZM133 63H134V62H133ZM144 63H145V62H143V64H144ZM153 63H154V61H153ZM163 63H164V62H162L161 65H162ZM172 63H171V64H172ZM181 63H182V62H181ZM187 63H188V61H187ZM197 63H198V62H197ZM203 63H205V62L203 61ZM141 64H142V62H141V60H140V65H141ZM150 64H152V63H150ZM154 64H155V63H154ZM154 64L150 65V66L152 67L153 70H154V68H156V67L154 66ZM171 64H170V66L172 67ZM173 64L175 65V63H173ZM188 64H189V63H188ZM195 64H196V63H195ZM200 64H202V63H200ZM2 65H3V64H2ZM2 65L0 64V66H2ZM155 65L159 66V68H162V69L165 67V66L161 67L160 65H158V63L155 64ZM174 65H173V67H174ZM183 65H185V64H183ZM196 65H197V64H196ZM206 65H207V62H206ZM208 65H209V64H208ZM208 65H207V66H208ZM210 65H211V64H210ZM4 66H5V65H4ZM4 66H3V67H4ZM147 66L150 67L148 64H147ZM186 66H187V64H186ZM204 66H205V65H203V67H204ZM207 66H206V67H207ZM130 67H133V66H130ZM138 67H139V66H138ZM153 67H154V68H153ZM166 67H165V68H166ZM177 67H178V64H177ZM184 67H185V66H184ZM203 67H201V68L203 69ZM206 67H205L206 72H207V70H208V73H207V74H210V73H211L210 68H209V69H208V68L206 69ZM135 68H136V67H135ZM165 68H164V69H165ZM174 68H175V67H174ZM181 68H182V69H181ZM185 68H186V67H185ZM185 68H183V67H180V68H179V67H178V69H179V70H182V71H183V69H185ZM196 68H197V67H196ZM4 69H6V68L4 67ZM162 69H160V70L163 71ZM170 69H171V68H170ZM178 69L175 68V70H178ZM186 69H187V68H186ZM186 69H185V72H186ZM211 69L213 70V68H211ZM0 70H1V69H0ZM156 70H158V69L156 68ZM156 70H154V71H156ZM189 70H193V69H189ZM209 70H210V73H209ZM168 71H169V70H168ZM168 71H167V72H168ZM182 71H181V73H183ZM193 71H194V70H193ZM0 72H1V71H0ZM5 72H7V71L5 70L4 73H5ZM8 72H9V71H8ZM10 72H11V75H10V73H9L8 76H11L10 78L12 79V74H13V73H12V71H10ZM149 72H150V71H149ZM158 72H159V70H158ZM158 72H157L158 75H161V74H162V73L160 74V72H159V73H158ZM163 72H165V70H164ZM171 72L173 73V71H170V72H169L170 76L172 75ZM195 72H196V70H195ZM195 72H194V73H195ZM202 72H204V71H202ZM2 73H3V70H2ZM186 73H187V72H186ZM188 73L190 74V73H192V72L188 71ZM204 73H205V72H204ZM204 73H202V75H205ZM6 74H8V73H6ZM157 74H156V75H157ZM174 74H175V73H174ZM174 74H173L172 76H174ZM197 74H198V73H197ZM112 75H115V74H112ZM163 75L166 76L165 74H163ZM192 75H193V74H192ZM167 76H168V73H167ZM176 76H177V75H176ZM178 76H179V75H178ZM6 77H7V76H5V77L3 76V77H1V78L3 79V78H6ZM110 77H111V76H110ZM113 77H114V76H113ZM162 77H163V76H162ZM1 78H0V79H1ZM8 78H9V77H7V79H8ZM10 78H9V79H10ZM158 78H159V77H158ZM2 79H1V80H2ZM9 79H8V80H9ZM13 79H14V78H13ZM160 79H161V77H160ZM165 79H167V78L165 77ZM176 79H177V78H175V80H176ZM178 79H180V78H178ZM139 80H141V79H139ZM169 80H170V81H171V80L174 81V77L171 78V79L169 78ZM4 81H5V79H4ZM6 81H7V80H6ZM9 81H10V80H9ZM13 81H14V80H13ZM112 81H113V80H112ZM163 81H164L163 83L165 84V81H166V80H164V78H163ZM172 81H171V82H172ZM176 81H177V80H176ZM178 81H179V80H178ZM10 82H11V81H10ZM0 83H1V81H0ZM8 83H9V82H8ZM8 83L6 82V84H8ZM147 83H148V82H147ZM147 83H146V84H147ZM149 83H150V82H149ZM175 83H176V85H178L177 82H175ZM178 83H179V82H178ZM180 83H181V82H180ZM2 84H3V83H2ZM6 84H5V85H6ZM12 84H13V83H12ZM141 84H142V83H141ZM167 84H170V83L167 82V83H166V86H168ZM172 84H173V82H172ZM170 85H171V84H170ZM173 85H174V84H173ZM3 86H4V85H3ZM10 86H11V85H10ZM10 86H9V87H10ZM12 86H13V85H12ZM21 86H22V85H21ZM143 86H144V85H143ZM178 86H179V85H178ZM13 87H14V86H13ZM172 87H173V86H171V88H172ZM176 87H177V86H176ZM180 87H181V86H179V87H177V88L180 89ZM1 89H2V87H1ZM5 89H6V88H5ZM11 89H12V88H11ZM166 89H167V87H166ZM169 89H170V86H168V89H167V90L169 91ZM173 90H174V87H173ZM7 91L9 92V90H7ZM18 91H19V89H18ZM21 91H22V90H21ZM21 91H19V92H21ZM147 91H148V90H147ZM174 91H175V90H174ZM19 92H18V93H19ZM169 92H171V90H170ZM176 92H177V91H176ZM0 93L2 94V93H4V92H0ZM157 93H158V92H157ZM173 93H174V92H173ZM179 93H182V91L180 92V90H179ZM5 94H6V93H5ZM13 94H14V93H13ZM176 94H178V93H176ZM176 94H175V95H176ZM182 94H183V93H182ZM171 95H172V93H171ZM175 95H174V97H175ZM179 95H180V94H179ZM0 96H1L0 98H2V101L0 100V102H3V100H5V99H3L4 96H3V97H2V95H0ZM19 96H20V95H19ZM21 96H22V95H21ZM177 96H178V95H177ZM7 97H9V96H7ZM162 97H163V96H162ZM174 97H173V98H174ZM184 97H185V96H183V98H184ZM11 98H12V97H11ZM21 98H22V97H21ZM130 98H131V97H130ZM179 98H180V96L178 97V100H179ZM164 99H166V98L164 97ZM176 99H177V98H176ZM6 100H8V99L6 98ZM11 100H12V99H11ZM31 100H32V99H31ZM167 100H168V99H167ZM32 101H33V100H32ZM32 101H31V102H32ZM180 101H181V100H180ZM182 101H183V100H182ZM6 102H9V100L6 101ZM14 102H15V101L13 100V104H14ZM33 102H34V101H33ZM37 102H38V101H37ZM37 102H36V103H37ZM126 102H127V101H126ZM134 102H135V101H134ZM176 102H177V101H176ZM9 103H11V102H9ZM9 103H8V104H9ZM18 103H19V102H18ZM158 103H159V102H158ZM182 103H184V102H182ZM3 104H4V103H3ZM6 104H7V103H6ZM6 104H5V106H6ZM15 104H16V103H15ZM15 104H14V106H15ZM32 104H33V103H32ZM128 104H129V103H128ZM136 104H137V103H136ZM164 104H165V103H164ZM171 104H172V103H171ZM173 104H174V100H173ZM173 104H172L171 106H173ZM175 104H176V103H175ZM184 104H186V103H184ZM37 105H39V104L37 103ZM137 105H138V104H137ZM153 105H154V104H153ZM161 105H162V104H161ZM182 105H183V104H181V106H182ZM9 106H10V104H9ZM11 106H12V105H11ZM14 106H13V107H14ZM156 106H157V105H156ZM171 106H170V107H171ZM15 107H16V106H15ZM43 107H44V105H43ZM170 107H169V109H170ZM7 108H8V106H7ZM16 108L18 109V107H16ZM41 108H42V107H41ZM44 108H46V107H44ZM44 108H43V109H44ZM171 108H172V107H171ZM181 108H182V107H181ZM181 108H180V109H181ZM136 109H137V108H136ZM8 110H10V107H9ZM174 110H175V109H174ZM176 110H177V109H176ZM181 110H182V109H181ZM14 111H15V112H18V110L16 111V109H14ZM137 111H138V110H137ZM186 111H187V110H186ZM19 112H20V111H19ZM138 112H140V111H138ZM160 112H161V111H159V113H160ZM181 112H182V114H183V111H181ZM184 112H185V111H184ZM188 112H189V110L187 111V113H185V114H183V115H186V117H187V116H188V115H187ZM34 113H35V112H34ZM42 113H43V112H42ZM44 113H45V112H44ZM140 113H141V112H140ZM159 113H158V114H159ZM166 113H167V112H166ZM189 113H191V115L193 114L191 111H190ZM13 114H14V113H13ZM16 114H17V113H16ZM21 114H24V113L21 112L20 115H21ZM39 114H40V113H39ZM141 114H142V113H141ZM14 116H15V115H14ZM45 116H46V114H45ZM140 116H141V115H140ZM159 116H160V114H159ZM169 116H170V114H169ZM12 117H13V116H12ZM15 117H16V116H15ZM22 117H23V116H22ZM47 117H48V115H47ZM143 117H144V116H142V118H143ZM176 117H177V116H176ZM96 118H97V117H96ZM174 118H175V117H174ZM188 118H189V117H188ZM195 118H196V117H194V119H195ZM47 119H48V118H47ZM49 119H50V118H49ZM194 119H193V120H194ZM197 119H198V118H197ZM136 120H137V119H136ZM144 120H146V119L144 118ZM195 120H196V119H195ZM13 121H14V120H13ZM17 121H18V120H17ZM164 121H165V120H164ZM184 121H186V120H184ZM197 121H198V120H196V122H197ZM137 122H138V121H137ZM177 122H179V121L177 120ZM177 122H176L175 124H177ZM151 123H152V122H151ZM193 123H194V122H193ZM199 123H200V121H199ZM38 124H39V123H38ZM99 124H100V123H99ZM146 124H147V122H146ZM163 124H164V123H163ZM22 125H23V123H22ZM48 125H49V124H48ZM50 125H51V124H50ZM136 125H137V124H136ZM168 125H169V124H168ZM168 125H167V126H168ZM186 125H187V124H186ZM188 125H189V124H188ZM193 125H194V124H193ZM196 126H197V125H196ZM196 126H194V128H195ZM201 126H202V125H201ZM201 126L199 125V127H200L199 131L201 130ZM51 127H52V131H53V130H54L53 127H55V126L52 125ZM51 127H50V128H51ZM139 127H140V123H139ZM182 127L184 128V126H182ZM199 127H198V128H199ZM31 128H32V127H31ZM170 128H172V127H170ZM174 128H175V127H174ZM191 128H192V125H191ZM15 129H18V127H16ZM45 129H46V128H45ZM45 129H44V130H45ZM55 129H56V128H55ZM139 129H141V128H139ZM172 129H173V128H172ZM34 130H35V129H34ZM170 130H171V129H170ZM194 130H195V129H194ZM163 131H164V130H163ZM185 131H186V128H185ZM192 131H193V129H192ZM196 131H197V130H196ZM35 132H36V131H35ZM53 132H55V131H53ZM142 132H144V131H143V128H142ZM173 132H174V131H173ZM144 133H145V132H144ZM179 133H180V132H179ZM193 133H194V132H193ZM76 134H77V133H76ZM195 134H196V133H195ZM78 135H80V134L78 133ZM198 135H199V134H198ZM198 135H197V136H198ZM71 136H72V135H71ZM146 136H147V135H146ZM175 136H176V135H175ZM81 137H82V136H81ZM166 137H167V136H166ZM184 137H185V136H184ZM198 137H200V135H199ZM155 138H156V137H155ZM178 138H179V136H178ZM200 138H201V137H200ZM71 139H73V137H72ZM69 140H70V139H69ZM73 140H74V139H73ZM163 140H164V139H163ZM197 140H198V139H197ZM197 140H196V141H197ZM67 141H68V140L66 139L65 144L67 143ZM70 141H71V140H70ZM161 141H162V139L160 140V142H161ZM182 141H183V140H182ZM184 141H185V140H184ZM68 142H69V141H68ZM74 142H75V141H74ZM158 142H159V140H158ZM160 142H159L158 145H159L160 148H161V144H160ZM162 142H163V141H162ZM197 142H198V141H197ZM199 142H200V141H199ZM71 143H73V142H71ZM80 143H81V142H80ZM186 143H187V142H186ZM200 143H201V142H200ZM83 144H84V143H83ZM129 144H130V143H129ZM129 144H128V145H129ZM66 145H67V144H66ZM75 145H76V144H75ZM81 145H82V144H81ZM94 145H95V144H94ZM163 145H164V143H163ZM201 145H202V144H201ZM77 146L79 147L80 145H77ZM88 146H90V145H88ZM129 146H130V145H129ZM132 146H133V145H132ZM184 146H185V145H184ZM203 146H204V145H203ZM66 147H68V146H66ZM66 147H65V148H66ZM71 147H72V146H71ZM80 147H81V146H80ZM137 147H138V146H137ZM137 147L135 148L136 150H137ZM162 147H163V146H162ZM164 147H165V146H164ZM164 147H163V148H164ZM171 147H172V146H171ZM55 148H56V147H55ZM68 148H70V147H68ZM72 148H74V147H72ZM72 148H71V149H72ZM85 148H86V147H85ZM87 148H88V147H87ZM87 148H86V149H87ZM130 148H131V146H130ZM193 148H194V146H193ZM66 149H67V148H66ZM71 149L69 150V152L71 151ZM75 149H76V148H75ZM133 149H134V148H133ZM201 149H203V148L201 147ZM73 150H74V149H73ZM73 150H72V153H71L72 155H70V156H76V155H79V154L73 155V154L75 153V152H73ZM76 150H77V149H76ZM76 150H75V151H76ZM83 150H84V149H83ZM83 150H82V152H83ZM92 150H93V147H92ZM136 150H135V151H136ZM160 150H163V149L161 148ZM165 150H166V148H165ZM167 150H168V149H167ZM169 150H170V152H171V149H169ZM58 151H59V150H58ZM63 151H64V150H63ZM63 151H62V152H63ZM86 151H88V150H86ZM130 151H131V150H130ZM143 151H144V150H143ZM77 152H78V150H77ZM99 152H100V151H99ZM119 152H120V151H119ZM131 152H132V151H131ZM136 152H137V151H136ZM139 152H140V151H139ZM144 152H145V154L147 153L146 151H144ZM161 152H162V151H161ZM163 152H165V151H163ZM66 153H68V152H66ZM86 153H87V152H86ZM86 153H85V154H86ZM92 153H94V152L92 151ZM132 153H133V152H132ZM142 153H143V152H142ZM166 153H167V152H166ZM193 153H194V152H193ZM197 153H198V152H197ZM58 154H59V153H58ZM62 154H63V153H62ZM82 154H83V155H82V159H84V157H86V156H85L84 153H82ZM88 154H89V153H88ZM94 154H95V153H94ZM145 154H144V156H145ZM150 154H151V153H149V155H150ZM164 154H165V153H164ZM167 154H168V153H167ZM167 154H165V156H166ZM181 154H182V153H181ZM186 154H187V153H186ZM186 154H185V155H186ZM205 154H206V153H205ZM86 155H87V154H86ZM149 155H147L149 159H148V158H146V159H147V161L151 160V162H152V159H153V158L150 159L151 157H150ZM175 155H176V154H175ZM5 156H6V155H5ZM58 156H59V155H58ZM68 156H69V154H68ZM83 156H84V157H83ZM91 156H92V155H91ZM91 156H90V157H91ZM95 156H96V154H95ZM101 156H102V154H101ZM101 156H100V159H101ZM136 156L138 157L137 154H136ZM140 156H141V152H140ZM142 156H143V155H142ZM147 156H145V157H147ZM154 156H155V155H154ZM156 156H157V155H156ZM156 156H155V157H156ZM167 156H168V155H167ZM170 156H172V154H171ZM203 156H204V153H203ZM208 156H209V155H208ZM42 157H43V155H42ZM54 157H55V156H54ZM76 157H78V156H76ZM76 157H75V158H76ZM80 157H81V155L79 156V158H80ZM145 157H144V158H145ZM173 157H174V155H173ZM176 157H177V156H176ZM178 157H179V156H178ZM178 157H177V158H178ZM186 157H187V156H186ZM209 157H210V156H209ZM61 158H62V157H61ZM69 158H70V157H69ZM72 158H73V157H72ZM104 158H105V157H104ZM141 158H143V157H141ZM168 158H169V157H168ZM204 158H205V157H204ZM0 159H2V158H0ZM3 159H4V157H3ZM3 159H2L1 161H3ZM7 159H8V158H7ZM29 159H30V158H29ZM82 159H81V160H82ZM93 159H94V157H93ZM105 159H107V158H105ZM174 159H175V158H174ZM180 159L183 161L184 158H183V159L180 158ZM205 159H206V158H205ZM209 159H211V158H209ZM9 160H10V159H9ZM81 160H79V162H80ZM87 160H88V159H87ZM96 160H97V158H96ZM98 160H99V159H98ZM101 160H102V159H101ZM119 160H120V159H119ZM153 160H154V159H153ZM159 160H160V159H159ZM172 160H173V159H172ZM176 160H177V159H176ZM198 160H199V159H198ZM6 161L8 162V160H6ZM6 161H5V159H4V164H6V163H5ZM72 161H73V159H72ZM94 161H95V159H94ZM120 161H121V160H120ZM132 161H133V160H132ZM142 161H143V160H142ZM144 161H145V160H144ZM155 161H156V160H155ZM200 161H201V160H200ZM207 161H208V160H207ZM23 162H24V161H23ZM34 162H35V161L33 160V164H34ZM75 162H77V161H75ZM75 162H74V163H75ZM84 162H85V161H84ZM102 162H104V160H102ZM134 162H135V161H134ZM169 162H170V161H169ZM171 162H172V161H171ZM173 162H174V160H173ZM176 162H178V165H179V162L181 163V161H180L179 159H178V161H175V164L177 165ZM186 162H187V161H186ZM192 162H193V161H192ZM212 162H214V161L212 160ZM89 163H90V160H89ZM89 163H88V165H89ZM96 163L98 164L97 161H96ZM100 163H101V162H100ZM135 163H137V162H135ZM140 163L143 165L142 162H140ZM146 163H147V162H146ZM156 163H157V162H155V165H156ZM166 163H167V162H166ZM166 163H165V165H166ZM184 163H185V162H184ZM14 164H15V163H13L12 166H14ZM36 164H37V163H36ZM76 164H77V163H76ZM80 164H81V162H80ZM104 164H105V163H104ZM106 164H107V162H106ZM112 164H113V163H112ZM137 164H139V163H137ZM137 164H136V165H137ZM150 164H151V163H150ZM150 164H149V166H150ZM153 164H154V162H153ZM160 164H161V163H160ZM160 164H159V165H160ZM170 164H171V163H170ZM8 165H10V164H8ZM15 165H16V164H15ZM78 165H79V163H78ZM84 165H85V164H84ZM84 165H83V166H84ZM94 165H95V167H96V164H94ZM101 165H102V164H101ZM115 165H116V164H115ZM167 165H168V163H167ZM167 165H166V167H167ZM172 165H173V164H172ZM180 165H181V167H182V166H183V163L180 164ZM205 165H206V164H205ZM6 166H7V165H6ZM10 166H11V165H10ZM12 166L10 167V168L12 169V171H13L14 169H17L15 166H14L15 168H13ZM41 166H42V165H41ZM79 166H80V165H79ZM90 166H93V165H90ZM98 166H99V164H98ZM98 166H97V167H98ZM103 166H104V165H103ZM103 166H102V168H103ZM144 166H145V165H144ZM152 166H154V165H152ZM152 166H151V167H152ZM160 166L163 167L164 165L161 164ZM184 166H185V167H184ZM184 166H183V167H184V169H185L187 165L184 164ZM8 167H9V166H8ZM8 167H7L6 169H8ZM43 167H44V166H43ZM84 167H86V166H84ZM88 167H89V166H88ZM105 167H107V166L105 165ZM110 167H112V166H110ZM114 167H115V166H114ZM145 167H146V166H145ZM154 167L156 168V166H154ZM166 167H164V168L166 169ZM169 167H170V166H169ZM183 167H182V168H183ZM199 167H200V166H199ZM10 168H9V170H10ZM45 168H46V167H45ZM80 168H81V167H78V169H80ZM86 168H87V167H86ZM90 168H92V167H89V169H90ZM98 168H99V167H98ZM100 168H101V166H100ZM100 168H99V170H98L99 172H97V173L100 175V177H102L103 174H104V172H102V175H101L100 171H101L102 168H101V169H100ZM112 168H113V167H112ZM136 168H137V166H136ZM160 168H161V167H160ZM187 168H188V167H187ZM187 168H186V169H187ZM191 168H192V167H190V171H191ZM58 169H59V168H58ZM96 169H97V168H96ZM104 169L106 170L107 168H104ZM113 169H114V168H113ZM162 169H163V168H162ZM188 169H189V168H188ZM211 169H212V168H211ZM17 170H18L19 172L21 171V170H19V169H17ZM34 170H36V169H34ZM60 170H61V169H60ZM62 170H63V169H62ZM81 170H83V168H82ZM86 170H88V168H87ZM156 170H157V169H156ZM160 170H161V169H160ZM160 170H158V171H160ZM163 170H164V169H163ZM175 170H177V169H175ZM181 170H182V169H181ZM192 170H193V169H192ZM15 171H16V170H15ZM27 171H28V170H27ZM83 171H84V170H83ZM88 171H89V170H88ZM91 171H93V170L91 169L89 173H91ZM94 171H95V169H94ZM127 171H128V170H127ZM185 171H186V170H185ZM187 171H188V170H187ZM187 171H186V172H187ZM190 171H189V172H190ZM28 172H29V171H28ZM47 172H48V171H47ZM84 172H85V171H84ZM107 172H108V169H107ZM113 172H115V171L113 170ZM119 172H120V170H119ZM119 172H116V173H119ZM160 172H161V171H160ZM162 172H163V171H162ZM162 172H161V173H162ZM164 172H165V171H164ZM172 172H173V171H172ZM186 172H185V173H186ZM218 172H219V171H218ZM11 173H12V172H11ZM16 173H17V172H16ZM20 173H21V172H20ZM52 173H53V172H52ZM97 173H96V174H97ZM109 173H110V171L108 172V175H109ZM111 173H112V171H111ZM140 173H141V171H140ZM149 173H150V172H148V174H149ZM161 173H160V174H161ZM169 173H171L170 170H169ZM177 173H178V171H177ZM179 173H180V172H179ZM194 173H195V172H193V175H194ZM12 174H13V173H12ZM38 174H39V173H38ZM85 174H86V173H85ZM112 174H113V173H112ZM119 174L122 175L121 173H119ZM119 174H117V175H119ZM138 174H139V173H138ZM180 174H181V173H180ZM195 174H196V173H195ZM216 174H217V173H216ZM216 174H215V175H216ZM219 174H220V173H219ZM219 174H217V175H219ZM8 175H10V174H8ZM13 175H14V174H13ZM21 175H22V174H20V177H21ZM31 175H32V173H31ZM89 175H90V174H89ZM89 175L87 174V176H89ZM91 175H92V174H91ZM99 175H96L98 179H99V177H98ZM104 175H105V174H104ZM106 175H107V174H106ZM106 175H105V177H106ZM115 175H116V174H115ZM166 175H167V174L165 173V176H166ZM174 175H175V174H174ZM211 175H212V174H211ZM14 176H15V175H14ZM14 176H13V177H14ZM16 176H17V175H16ZM16 176H15V178H16ZM27 176H28V175H27ZM40 176H41V174H40ZM87 176H86V177H87ZM112 176H113V177H112L111 180L115 179L114 175H112ZM123 176H124V174H123ZM123 176H122V178H125V177H126V176H124V177H123ZM139 176H140V175H139ZM147 176H148V175H147ZM163 176H164V174L162 175V177H163ZM171 176H172V175H171ZM177 176H179V175H177ZM183 176H184V175H183ZM194 176H196V175H194ZM194 176H193V177H194ZM10 177H11V176H9V178H10ZM22 177H23V175H22ZM32 177H33V175H32ZM105 177H104V178L102 177V179H104V180H102V182L107 181ZM108 177H109V176H108ZM110 177H111V176H110ZM148 177H149V176H148ZM148 177H147V178H148ZM162 177H161V178H162ZM167 177H168V176H167ZM185 177H186V176H185ZM189 177H190V176H189ZM197 177H198V176H197ZM34 178H35V177H34ZM34 178H33V183H32V184L35 186V188H37L36 183L34 184V182H36V181H35L36 178H35V179H34ZM69 178H70V177H68V179H69ZM72 178H73V176H72ZM89 178L91 179L92 176H89ZM89 178H88V179H89ZM116 178H117V177H116ZM149 178H150V177H149ZM172 178H173V177H172ZM174 178H175V177H174ZM178 178L180 179V184L184 183V182L188 179V178L185 179V180L183 179L184 182L181 183V176L178 177ZM178 178H177V180H178ZM183 178H184V177H183ZM205 178H206V177H205ZM219 178H220V177H219ZM10 179H11V178H10ZM22 179H23V178H22ZM25 179H26V177H25ZM42 179H43V178H42ZM88 179H87V180H88ZM93 179H96V178H94V175H93ZM98 179H96L95 181L90 180V182H92V184H93V182H96ZM117 179H120V178L118 177ZM145 179H146V178H145ZM145 179H143L144 182H147V183H148L149 180L146 179V180H148V181H145ZM150 179H151V178H150ZM157 179H158V178H157ZM157 179H155V180H157ZM167 179L169 180V178H167ZM170 179H171V178H170ZM193 179H195V178H193ZM193 179H192V182H194ZM209 179H211V178H209ZM12 180H13V178L11 179V182H12ZM36 180L39 181L38 178H37ZM71 180H72V179H71ZM100 180H101V179H100ZM100 180H98V181H100ZM108 180H110V179H108ZM111 180H110V182H111ZM140 180H142V179H140ZM152 180H153V179H152ZM152 180H151V181H152ZM168 180H167V181H168ZM189 180H191V179L189 178ZM197 180H198V179H197ZM197 180H196V181H197ZM199 180H200V179H199ZM204 180H205V179H204ZM204 180H203V181H204ZM21 181H22V180H21ZM23 181H24V180H23ZM68 181H69V180H68ZM98 181H97V182H98ZM116 181H117V180H116ZM116 181H115V182H116ZM118 181H119V180H118ZM157 181H158V180H157ZM165 181H166V180H163V181H162V184H164L163 182H165ZM167 181H166V183H167ZM203 181H201V182H203ZM211 181H213V180L211 179ZM13 182L16 183L17 181H13ZM25 182H26V180H25ZM29 182H31V181H29ZM70 182H71V181H70ZM100 182H101V181H100ZM110 182H108V183H110ZM113 182H114V180H113ZM113 182H112V185H113V188H115L116 191H120V190H122V187H121L120 185H118L120 189L117 190L116 188H118V187H117V186L114 187ZM123 182H126V180L123 181ZM153 182H154V181H153ZM169 182H170V181H169ZM187 182H188V180L186 181V184H187V185H186V184H185V185H186V186H190V185H191L190 182H188L190 185H188ZM197 182H198V181H197ZM201 182H200V183L198 182V183L201 185ZM205 182H206V180H205L204 183H203L204 186H205ZM209 182H210V181H209ZM209 182H208V183H209ZM9 183H10V182H9ZM15 183H14V184H15ZM17 183H18V182H17ZM22 183H23V182H22ZM38 183H39V182H38ZM38 183H37V185H38ZM44 183L47 185V183H50V182H47V183H46V182H45V179H44ZM51 183H53V182H51ZM104 183H105V182H104ZM104 183H102V184H104ZM108 183H107V185H108ZM117 183H118V182H117ZM117 183H116V184H117ZM120 183H121V182H120ZM129 183H130V182H129ZM159 183H160V181H159ZM166 183H165V186H166L167 184H169V183H167V184H166ZM198 183H196V184H198ZM26 184H27V182H26ZM30 184H31V183H30ZM41 184H43V181H42ZM41 184L38 185V188H39V186L41 187ZM72 184H73V183H72ZM97 184H98V183H97ZM116 184H115V185H116ZM121 184H122V183H121ZM126 184H127V183H126ZM130 184H131V183H130ZM130 184H129V185H130ZM145 184H146V183H145ZM148 184H150V183H148ZM153 184H156V183L154 182ZM174 184H175V183H174ZM177 184H178V183H177ZM211 184H213V183L211 182ZM211 184H209V185L211 186ZM219 184H220V183H219ZM219 184H218V185H219ZM10 185H11V184H10ZM52 185H53V184H52ZM52 185H48L49 187H48L47 190H49V188L51 189V188H52V187H51ZM94 185H96V184H94ZM110 185H111V184H109V186H110ZM129 185L127 184V186H129ZM142 185H143V184H142ZM169 185H170V186H171V185L173 186V184H172L171 182H170ZM194 185H195V184H194ZM216 185H217V184H216ZM11 186H12V185H11ZM14 186H15V185H14ZM16 186H17V185H16ZM28 186H29V185H28ZM44 186H45V185H44ZM73 186H74V185H72V187H73ZM102 186H104V185H102ZM127 186H126V187H127ZM151 186H152V185H151ZM153 186H154V185H153ZM156 186H157V184H156ZM170 186H169V187H170ZM172 186H171L170 188H174V187H175V186H174V187H172ZM180 186L182 187L183 185H180ZM222 186H224V184H223ZM20 187H22V186H20ZM32 187H33V186H32ZM45 187L47 188V186H45ZM95 187H96V186H95ZM97 187H98V186H97ZM99 187H100V186H99ZM105 187H106L105 189H107L108 186L105 185ZM123 187L126 188L125 185H123ZM132 187H133V186H132ZM132 187H131V188H132ZM149 187H150V186H149ZM157 187H160V186H157ZM157 187H156V188H157ZM163 187H164V185H162V187H160V188H161L162 190H163V189H166V187H165V188H163ZM169 187L167 186V188H169ZM176 187H177V186H176ZM183 187H184V189H186L185 186H183ZM183 187H182V189L178 187V188H179V189L177 188L178 190H173V189H172V191H173V192H176V191L179 192V191L181 190L180 192L183 193ZM194 187H195V186H194ZM194 187H193V188H194ZM205 187H206V186H205ZM207 187H208V185H207ZM211 187H212V186H211ZM215 187H217V186H215ZM218 187H221V186H218ZM12 188H13V187H12ZM22 188H23V187H22ZM38 188H37V189H38ZM74 188H75V186H74ZM100 188H101V187H100ZM108 188H109V189H113V188H111V187H108ZM129 188H130V186H129ZM129 188L127 187V190H128L129 192L126 191V192H124L125 194H126L127 192L130 194V190H129ZM147 188H148V187H147ZM152 188H153V187H152ZM160 188H159V190H160V192H161L162 190H161ZM189 188H190V187H189ZM198 188H199V187H198ZM224 188H225V187H224ZM19 189H20V188H19ZM33 189H34V188H33ZM37 189H36V190H37ZM39 189H40V188H39ZM71 189H72V188H71ZM105 189H104V191H106V193H107V190H105ZM132 189L137 190L136 188H132ZM150 189H151V188H150ZM157 189H158V188H157ZM157 189H156V190H157ZM175 189H176V188H175ZM207 189H208V188H206V189L204 188L203 190H206V191H207ZM210 189H212V188H210ZM219 189L221 190V188H219ZM20 190H21V189H20ZM25 190H26V189H25ZM51 190H52V189H51ZM88 190H89V189H88ZM115 190H113V191L111 190V193L114 192ZM124 190H125V189H124ZM159 190H158V193H160ZM188 190H189V189H188ZM190 190H191V189H190ZM195 190H197L196 187L194 188L193 191H195ZM199 190H200V189H199ZM201 190H202V189H201ZM203 190H202L201 192H203ZM215 190H216V188H215ZM215 190H214V192H215ZM220 190H219V192H220ZM22 191H23V189L21 190V192H22ZM49 191H50V190H49ZM86 191H87V190H86ZM91 191H93V190L91 189ZM91 191H90V192H91ZM151 191L154 192L155 189H154V191H153V190H151ZM164 191H165V190H164ZM168 191L170 192L171 189L166 190V192H167L168 194L171 195V193H169ZM191 191H192V190H191ZM30 192H32V191H30ZM53 192H54V191H53ZM94 192H95V190H94ZM99 192L101 193V191H99ZM99 192H98V193H99ZM133 192H136V191L133 190ZM133 192H131V195H132V196L134 195ZM149 192H150V191H149ZM152 192H150V193H152ZM155 192H156V191H155ZM155 192H154V193H155ZM178 192H176V194H178ZM186 192H187V191H186ZM198 192H199V191H198ZM210 192H212V191H210ZM214 192H213V193H214ZM23 193H25V192L23 191ZM50 193H51V192H50ZM85 193H86V192H85ZM88 193H89V192L87 191V194H88ZM106 193H105V194H106ZM109 193H110V191H109ZM114 193H115V192H114ZM118 193H119V192H118ZM158 193H156V194H157V195H156L157 197H158ZM161 193H162V192H161ZM164 193H165V192H164ZM182 193L180 194V196H181V195L183 196L184 193H183V194H182ZM196 193H197V192H196ZM215 193H216V192H215ZM215 193H214V194H215ZM224 193H227V192H224ZM228 193L230 194V191H229ZM32 194H33V193H32ZM54 194H56V193H53V195H54ZM87 194H86V195H87ZM120 194H121V192H120ZM120 194H119V195L117 194L118 197H117L115 194H111V195H113V197H114V195H115V197L119 198V196L123 195V194H121V195H120ZM137 194H138V193H137ZM145 194H146V193H145ZM147 194H148V193H147ZM173 194H174V193H173ZM186 194H187V193H185V196L187 197V195H188L189 193H188L187 195H186ZM194 194H195V193H194ZM197 194H198V193H197ZM197 194H196V195H197ZM201 194H202V193H201ZM205 194H206V193H205ZM205 194H204V195H205ZM229 194H228V195H229ZM231 194H232V191H231ZM18 195H19V194H18ZM18 195H17V196H18ZM25 195H27V194H25ZM51 195H52V194H51ZM56 195H59L58 197L62 196L61 194H56ZM97 195H99V194H97ZM97 195H96V196H97ZM101 195H103V193H102ZM111 195H110V196H111ZM138 195H139V194H138ZM151 195H152V194H151ZM165 195H166V193H165ZM174 195H175V194H174ZM191 195L193 196V199H195V200L197 199V198L194 197L193 194H191ZM191 195H190V196H191ZM228 195H227L226 197H228ZM232 195H233V194H232ZM232 195H231V196H232ZM54 196H55V195H54ZM88 196H89V195H88ZM107 196H108V195H106V197H107ZM143 196H144V195H143ZM143 196H141V198H142ZM148 196L150 197L149 194H148ZM162 196H164V195H162ZM162 196L159 194V197H162ZM182 196H181V197H182ZM190 196H188L189 200L191 199ZM198 196H199V195H198ZM212 196H213V195H212ZM214 196H215V195H214ZM231 196L229 195L230 199H231ZM21 197L24 199V197H23L22 195H21ZM26 197H27V196H26ZM68 197H70V196L68 195ZM68 197H67V198H68ZM77 197H78V196H77ZM77 197H76L75 199H77ZM100 197H101V196H100ZM128 197H129V195H128ZM128 197H127V198H128ZM130 197H131V196H130ZM130 197H129V198H130ZM136 197H137V195H136ZM144 197H145V196H144ZM165 197H166V196H164V199H163V197H162V199L165 200V199H166ZM175 197H176V196H175ZM175 197H174V198H175ZM178 197H179V194H178ZM178 197H177V198H178ZM186 197H185V199H186ZM200 197H201V196H200ZM209 197H210V196H209ZM232 197H233V196H232ZM22 198H21V199H22ZM56 198H57V197H56ZM64 198H65V197H64ZM79 198H80V197H79ZM101 198H102V197H101ZM101 198H100V200H101ZM104 198H105V196H104ZM123 198H125V196H123ZM134 198H135V196L133 197V199H134ZM139 198H140V196H139ZM150 198H151V197H150ZM155 198H156V197H155ZM155 198H154V199H155ZM169 198H170V197H169ZM177 198H176V199H177ZM179 198H180V197H179ZM198 198H199V197H198ZM23 199H22V200H23ZM27 199H28V198H27ZM59 199H60V198H59ZM61 199H63V198H61ZM96 199H97V198H96ZM102 199H103V198H102ZM110 199H111V198H110ZM112 199H113V198H112ZM115 199H116V198H115ZM115 199H114V200H115ZM121 199H122V197H121ZM130 199L133 200L132 198H130ZM137 199H138V197H137ZM159 199H161V198H159ZM170 199H171V198H170ZM180 199H182V198H180ZM193 199H191V200H193ZM201 199H203V198L201 197ZM206 199H207V198H206ZM209 199H210V198H209ZM236 199H237V198H236ZM18 200H19V199H18ZM22 200H21V201H22ZM25 200H26V198H25ZM25 200H24V201H25ZM63 200H64V199H63ZM70 200H71V198H70ZM72 200H73V199H72ZM82 200H83V199H82ZM138 200H139V199H138ZM138 200H137V202H138ZM149 200H150V199H149ZM152 200H153V199H152ZM156 200H157V199H156ZM156 200H155L153 203H155ZM171 200H172V199H171ZM195 200H194V201H195ZM197 200H198V199H197ZM197 200H196V201H197ZM199 200H200V199H199ZM233 200H235V199H233ZM32 201H34L33 197H32ZM65 201H66V200H65ZM78 201H79V200H78ZM78 201H77V202H78ZM108 201H109V200H108ZM122 201L124 202V201H126V200H123V199H122ZM133 201H134V200H133ZM133 201H132V202L130 201V202L133 203V205H135ZM140 201H141V200H140ZM158 201H159V200H158ZM168 201H170V200H168ZM173 201H174V200H173ZM175 201H176V200H175ZM178 201H179V202H180V201L182 202V200H178ZM184 201H185V200H183V203H181V204H180L179 202H178V203L176 202V203H177V204H180L181 206H185V205H182V204H186V203H184ZM207 201H208V200H207ZM210 201H211V200H209V202H210ZM230 201H232V200H230ZM18 202H20V201H18ZM22 202H23V201H22ZM28 202H29V201H27L26 203H28ZM68 202H69V200H68ZM72 202H73V201H72ZM80 202H81V199H80ZM100 202H101V201H100ZM100 202H99V204H100ZM109 202H110V201H109ZM113 202H114V201H113ZM113 202H112V203H113ZM123 202H122V203H123ZM128 202H129V201H128ZM166 202H167V201L165 200L164 202L160 201L159 203L167 204ZM186 202H188V201H186ZM189 202H190V201H189ZM191 202H192V201H191ZM191 202H190V203H191ZM198 202H199V201H198ZM211 202L213 203V201H211ZM82 203H85V201H82L80 204H82ZM102 203H103V201H102ZM105 203H106V202H105ZM112 203H111V204H112ZM120 203H121V200H120L119 204H120ZM122 203H121V204H122ZM139 203H141V202H139ZM139 203H137V204H139ZM151 203H152V202H151ZM159 203H158L157 205H160ZM176 203H174V204H176ZM190 203H189V204H190ZM193 203H194V202H193ZM204 203H205V202H203V204H204ZM215 203H216V202H215ZM217 203H218V202H217ZM233 203H234V201H233ZM23 204H25V203H23ZM23 204H22V205H23ZM33 204H36L35 206L37 207V209H39V208H38L39 205H37V203H34V202H33ZM33 204H32V205H33ZM71 204H72V203H71ZM71 204H70V205H71ZM86 204H87V203H86ZM86 204H84V205L86 206ZM119 204H118V205H119ZM129 204H130V203H129ZM170 204H173V202H171ZM187 204H188V203H187ZM187 204H186V206H187ZM191 204H192V203H191ZM206 204H207V203H206ZM25 205H26V204H25ZM25 205H24V206H25ZM84 205H83V206H84ZM124 205H125V204L123 203V207H126V206H127V205H126V206H124ZM139 205H140V204H139ZM141 205H142V204H141ZM152 205H155V204H152ZM152 205H151V206H152ZM167 205H168V204H167ZM167 205H166L164 208H163V207L161 208L162 211H163V209L166 210ZM199 205H200V202H199ZM201 205H202V204H201ZM201 205H200V206H201ZM211 205H212V204H211ZM218 205H219V203H218ZM28 206H29V205H28ZM35 206L33 205L34 208H36ZM72 206H73V205H72ZM105 206H106V205H105ZM107 206H108V205H107ZM107 206H106V207H107ZM113 206H114V205H113ZM131 206H132V204H131ZM131 206H130V207H131ZM155 206H156V205H155ZM155 206H154L153 209H155ZM161 206H162V205H161ZM161 206H159V207H161ZM168 206H169V208H167L166 212H167V211L170 212V206H171V205H168ZM177 206H178V205H177ZM194 206H196V205H194ZM194 206H193V207H194ZM197 206H198V205H197ZM204 206H205V205H204ZM204 206H203V207H204ZM219 206H220V205H219ZM74 207H75V206H73V208H74ZM102 207L106 209V207H104V206H102ZM114 207H116V209H117L118 206H114ZM121 207H122V206H121ZM142 207H143V206H142ZM159 207H158V209H159ZM188 207H189V208H188V210H189V209H190V206H188ZM191 207H192V206H191ZM207 207H208V206H207ZM209 207H210V205H209ZM45 208H46V207L43 208L44 210L41 209L43 214H44L43 211H45ZM77 208H79V207L77 206ZM143 208H144V207H143ZM147 208H148V207H147ZM156 208H157V206H156ZM171 208H172V207H171ZM173 208H174V205H173ZM173 208H172V209H173ZM176 208H177V207H176ZM185 208H186V207H185ZM195 208H197V207H194V210H193V209H192V210L195 211V210H196ZM214 208H215V207H214ZM222 208H223V207H222ZM75 209H76V208H75ZM110 209H111V208H110ZM129 209H130V208H129ZM133 209H134V208H133ZM141 209H142V208H141ZM145 209H146V208H145ZM168 209H169V210H168ZM207 209H208V208H207ZM207 209H206V210H207ZM211 209H212V208H211ZM85 210H86V209H85ZM88 210H89V209H88ZM106 210H108V209H106ZM136 210H138V209H136ZM139 210H140V209H139ZM146 210H147V209H146ZM159 210H160V209H159ZM159 210H157V209H156V210H151V212L154 211V212L157 213ZM175 210H178V208L175 209ZM181 210H182V209H181ZM190 210H191V209H190ZM190 210H189V211H190ZM217 210H218V208H217ZM219 210H220V209H219ZM224 210H225V209H224ZM224 210H223V213L225 212V213L228 214V215H229V213L231 214L230 211H229V213H228V212H226V211H224ZM230 210H231V209H230ZM249 210H250V209H248V211H249ZM47 211L49 212L48 209H47ZM50 211H51V214H50V213H49V214H50V215H52V214L54 215V213H52L53 210L50 209ZM55 211H56V210H55ZM55 211H54V212H55ZM108 211H109V210H108ZM110 211H112V210H110ZM115 211H116V210H115ZM122 211H123V210H122ZM125 211H126V210H125ZM134 211H135V209H134ZM140 211H141V210H140ZM173 211H174V210H173ZM189 211H188V212H189ZM193 211H192V212L190 211V212L193 213ZM199 211H201V210H199ZM199 211H198V212H199ZM213 211H216V208L213 209ZM213 211H212V212L210 211V212L213 213ZM233 211H234V210H233ZM238 211H239V209L237 208V212H238ZM252 211H253V210H252ZM45 212H46V211H45ZM48 212H47V213H48ZM60 212H61V211H60ZM88 212H89V211H88ZM166 212H165V213H166ZM171 212H172V211H171ZM171 212H170V213H171ZM179 212H180V211H179ZM195 212H196V211H195ZM198 212H197V213H198ZM217 212H218V211H217ZM234 212H235V211H234ZM61 213H62V212H61ZM61 213H58V214H61ZM84 213H85V212H84ZM111 213H112V212H111ZM116 213H117V212H116ZM124 213H125V212H124ZM135 213H136V212H135ZM156 213H155V214H156ZM158 213H159V212H158ZM158 213H157V217H158V215H160V213H159V214H158ZM162 213L164 214V212H162ZM162 213H161V214H162ZM170 213H169V214H170ZM183 213H184V212H183ZM200 213H201V212H200ZM204 213H205V212H204ZM204 213H202V214H204ZM214 213H216V212H214ZM232 213H233V212H232ZM238 213H239V212H238ZM246 213H247V212H246ZM253 213H254V212H253ZM45 214H46V213H45ZM49 214H48L47 216H49ZM66 214L69 215L70 213L67 212ZM66 214H64L63 216L65 217ZM96 214H97V213H96ZM140 214H141V212H140ZM148 214H149V213H148ZM174 214H176V212H175ZM186 214H187V215H190V217H191V214H190V213H189V214L186 213ZM195 214H196V213H195ZM202 214H201V215H202ZM205 214H206V213H205ZM221 214H222V213H221ZM234 214H235V213H234ZM239 214H240V213H239ZM250 214H251V213H250ZM250 214H249V216H250ZM38 215H39V214H38ZM113 215H114V214H113ZM117 215H118V214H117ZM129 215H130V214H129ZM137 215H138V213H137ZM141 215H142V214H141ZM146 215H147V214H146ZM149 215H151V213H150ZM170 215H172V214H170ZM182 215H183V214H182ZM182 215H181V216H182ZM184 215H185V213H184ZM187 215H185V216H187ZM193 215H194V214H193ZM193 215H192V217H194ZM197 215H198V214H197ZM223 215H224V214H223ZM247 215H248V213H247ZM256 215H257V214H255L254 217H256ZM40 216H41V215H40ZM44 216H45V215H44ZM54 216H55V215H54ZM54 216H53V217H54ZM69 216H70V215H69ZM142 216H143V215H142ZM142 216H141V218H142ZM151 216H152V215H151ZM160 216H161V215H160ZM162 216H163V215H162ZM162 216H161V217H162ZM164 216H165V215H164ZM164 216H163V218H164ZM167 216H168V214H167ZM173 216H174V215H173ZM173 216H170L169 218H172V219H173V218H174ZM195 216H196V215H195ZM204 216H206V215H204ZM209 216H212V214L209 215ZM216 216L218 217V214H217V215L214 214V217L212 216L213 219H211V218H208V219H211L212 221H214ZM230 216H231V215H230ZM230 216H229V217H230ZM42 217H43V216H42ZM55 217H57V214H56ZM55 217H54V218H55ZM61 217H62V216H61ZM70 217H71V216H70ZM86 217H87V216H86ZM128 217H129V216H128ZM144 217H145V216H144ZM153 217H154V216H153ZM155 217H156V216H155ZM161 217H160V218H161ZM188 217H189V216H188ZM190 217H189V218H190ZM192 217H191V218H192ZM201 217H202V216H201ZM201 217H200L198 220H196V221H197V222L200 221ZM219 217H220V216H219ZM219 217L217 218V220H219V222H220L221 220L219 219ZM226 217H227V218H226ZM229 217L226 215V216H225V219L227 220ZM233 217H234V216H233ZM250 217H251V216H250ZM47 218H48V217H47ZM57 218H59V216H58ZM115 218H116V216H115ZM117 218H118V216H117ZM117 218H116V219H117ZM119 218H121V216H120ZM123 218H126V217L124 216ZM130 218H131V217H130ZM130 218H129V219H130ZM137 218H139V217L137 216ZM141 218H139V219H141ZM158 218H159V217H158ZM175 218H176V215H175ZM175 218H174V219H175ZM177 218H179V216H178ZM184 218H186V217H184ZM189 218H188V219H189ZM196 218H198V217H196ZM205 218H206V217H205ZM205 218L203 217V220L209 223L210 220L208 221L207 218H206V219H205ZM257 218H258V217H257ZM63 219H64V220H63V222H64V221H65V218H63ZM71 219H72V218H71ZM126 219H127V218H126ZM131 219H132V218H131ZM151 219H153V218H151ZM164 219H165V218H164ZM172 219H171V220H172ZM221 219H222V217H221ZM233 219H234V218H232V220H233ZM237 219H238V216H237ZM237 219L235 218V220H237ZM239 219H240V218H239ZM239 219H238V220H239ZM241 219H242V218H241ZM249 219H250V218H249ZM252 219H253V217H252ZM252 219H251V220H252ZM117 220H118V219H117ZM120 220H121V219H120ZM127 220H128V219H127ZM137 220H138V219H137ZM145 220H146V219H145ZM155 220H156V219H155ZM155 220H154V222H155ZM161 220H162V219H161ZM167 220H168V219L166 218L165 223H166V222L168 223ZM169 220H170V219H169ZM181 220H183V219H181ZM181 220H180V218H179L178 222L181 221ZM203 220H201V221H203ZM230 220H231V218H230ZM230 220H229V222H230ZM235 220H234V221H235ZM251 220H250V221H251ZM253 220H254V219H253ZM256 220H258V219H256ZM259 220H260V219H259ZM259 220H258V221H259ZM67 221H68V220H67ZM69 221H70V220H69ZM118 221H119V220H118ZM149 221H150V220H149ZM158 221H160V220L157 219V222H158ZM175 221H176V220H175ZM185 221L187 222V218L185 219ZM192 221H193V223H195L194 220L190 219V222H192ZM201 221H200V223H201ZM215 221H216V220H215ZM227 221H228V220H227ZM244 221H245V220H244ZM258 221H257V222H258ZM262 221H263V220H261V222H262ZM122 222H123V220L121 221V223H122ZM127 222H128V221H127ZM131 222H136V221L134 220V221H131ZM140 222H143V221H140ZM162 222H164V220H163ZM162 222H161V223H162ZM178 222H177V223H178ZM182 222H183V221H182ZM206 222H204V223H206ZM210 222H211V221H210ZM219 222H218V223H219ZM238 222H239V221H238ZM245 222H246V221H245ZM259 222H260V221H259ZM259 222H258V223H259ZM69 223H70V222H68V224H69ZM85 223H87V222H85ZM129 223H130V222H129ZM129 223H128V225H129ZM151 223H152V222H151ZM159 223H160V222H159ZM159 223H158L157 225H159V226L161 227L162 224L160 225ZM165 223L163 224V226L165 225ZM167 223H166V224H167ZM184 223H185V222H184ZM208 223H207V224H208ZM216 223H217V222H216ZM218 223H217V227H215V230H213V231H216V230L218 229ZM221 223H222V221H221L219 224H221ZM230 223H231V222H230ZM253 223H254V224H257V223H255V222H253ZM66 224H67V223H66ZM87 224H88V223H87ZM87 224H86V225H87ZM132 224H134V223H132ZM179 224H180V223H178V224H177V227H175V226H176V223H175V226H173L174 229H175V228L179 229V228H178V225H179ZM189 224H191V223H189ZM189 224H187V225L190 226ZM202 224H203V223H202ZM223 224H224V223H223ZM226 224H228V223H225V225H226ZM231 224H232V223H231ZM234 224H235V223H234ZM236 224H239V223L236 222ZM246 224H247V223H246ZM249 224H250V223H249ZM249 224H247V226H248ZM136 225H137V224H135V226H136ZM148 225H149V223H148ZM167 225H169V224H167ZM167 225H166V226H167ZM173 225H174V223H173ZM182 225H183V227H185V226H184L185 224H182ZM193 225H195V226L197 225V226H198L199 224L196 223V224H193ZM208 225H209V224H208ZM208 225H206V226H208ZM213 225L215 226V223H214ZM229 225H230V224H229ZM232 225H233V224H232ZM240 225L242 226V224H240ZM240 225H238V226L240 227ZM250 225H251V224H250ZM133 226H134V225H133ZM135 226H134V227H135ZM144 226L147 227V225H145V224H144ZM144 226H143V227H144ZM155 226H156V223H155ZM180 226H181V225H180ZM180 226H179V227H180ZM195 226H194V227H195ZM200 226H201V225H200ZM223 226H224V225H223ZM234 226H235V225H234ZM234 226H233V227H234ZM236 226H237V225H236ZM238 226H237V227H238ZM243 226H244V225H243ZM252 226H253V224H252ZM254 226H255V225H254ZM257 226H258V224H257ZM259 226H260V225H259ZM136 227H138V225H137ZM156 227H157V226H156ZM171 227H172V226L170 225V227H169L168 229H170ZM194 227L192 226V228H194ZM209 227H212V223H211V225H209ZM220 227H222V226H220ZM225 227H226V226H225ZM237 227H236V228H237ZM140 228L142 229V227H140ZM162 228L165 229V226L162 227ZM185 228H186V227H185ZM192 228L189 229V231L191 230V231L189 232L190 234H191L193 231H195V232L197 231V230H193ZM198 228H199V227H198ZM201 228H202V227H201ZM205 228H206V227H205ZM205 228H204V229H205ZM216 228H217V229H216ZM223 228H224V227H223ZM223 228H222V229H223ZM229 228H231V227H229ZM234 228H235V227H234ZM236 228H235V229H236ZM241 228H242V227H241ZM245 228H246V227H245ZM250 228H251V227H250ZM134 229H135V228H134ZM138 229H139V227L137 228V230H138ZM150 229H151V228H150ZM150 229H149V230H150ZM152 229H154V231L156 230V229L153 228V227H152ZM159 229H160V228H159ZM174 229H173V230H174ZM177 229H176V230H177ZM183 229H184V228H183ZM187 229H188V228H187ZM187 229H186V231L188 232ZM194 229H196V227H195ZM207 229L209 230V229H213V228H207ZM224 229H225V228H224ZM227 229H228V228H227ZM235 229H233V230L235 231ZM238 229H239V228H238ZM247 229H248V228H247ZM259 229H260V228H259ZM145 230H146V229H145ZM166 230H167V229H166ZM179 230L183 232L185 229H184V230H181V227H180ZM179 230H178V231H179ZM192 230H193V231H192ZM198 230H199V229H198ZM218 230H219V229H218ZM220 230H221V229H220ZM228 230H229V229H228ZM230 230H231V229H230ZM241 230H243V229H241ZM241 230L239 229L238 232H239V231L241 232ZM248 230H250V229H248ZM252 230H253V229H252ZM252 230H251V231H252ZM162 231H163V230H162ZM167 231L170 232V230H167ZM167 231H166V232H167ZM186 231H184L185 235H186V233H187ZM200 231H201V234H203L204 231H203V232H202V230H200ZM225 231H226V230H225ZM255 231H257V230H255ZM136 232L138 233V231H136ZM141 232H142V231H141ZM152 232H153V231H152ZM156 232H157V231H156ZM156 232H155V233H156ZM158 232H159V231H158ZM172 232H173V231H172ZM197 232H198V231H197ZM210 232H211V230H209V233H210ZM238 232L235 231V232H233V233H236V234H237ZM240 232H239L238 235H240ZM257 232H258V231H257ZM142 233H144V232H142ZM160 233H162V232H160ZM167 233H168V232H167ZM167 233H166V234H167ZM177 233L180 234V232H177V231H176V234H177ZM189 233H188V234H189ZM199 233H200V232H199ZM214 233H215V232H214ZM216 233H217V232H216ZM220 233L223 235L222 232H220ZM225 233H226V232H225ZM230 233H231V232H230ZM230 233H229V235H230ZM233 233H231V234H233ZM242 233H243V231H242ZM246 233H247V232H246ZM246 233H245V234H246ZM248 233H249V231H248ZM252 233H254V232H252ZM258 233H260V232H258ZM130 234H131V233H130ZM139 234H140V233H139ZM146 234H147V233H146ZM152 234H154V233H152ZM156 234H157V233H156ZM163 234H164V232H163ZM169 234H171V232H170ZM169 234H168V235H169ZM195 234H196V233H195ZM197 234H198V233H197ZM206 234H207V233H206ZM243 234H244V233H243ZM99 235H100V236H103V235H101V234H99ZM104 235H105V234H104ZM141 235H142V234H141ZM143 235L145 236V233H144ZM149 235H150V234H149ZM171 235H172V237L174 236L173 233H172ZM180 235H182V234H180ZM180 235H177L176 237H179ZM183 235H184V234H183ZM198 235H199V234H198ZM224 235H225V234H224ZM248 235H249V234H248ZM106 236H107V235H106ZM150 236H151V235H150ZM152 236H154V235H152ZM189 236H191V237H189ZM189 236H188L189 239H191V238L193 237L192 235H189ZM200 236H201V235H200ZM203 236H204V234H203ZM208 236H209V235H207V236L205 235L204 238H205V237H208ZM215 236H216V235H215ZM218 236H219V235H217V238H218ZM242 236H243V235H242ZM246 236H247V235H246ZM252 236H253V241H254V239H256L255 241H257V238L254 237V236H257L256 233H255V235L253 234ZM252 236L250 235L251 238H252ZM258 236H259V235H258ZM147 237H148V235H147ZM158 237H159V236H158ZM162 237H163V236H162ZM181 237H182V238H181ZM209 237H211V236H209ZM228 237H229V236H227V238H228ZM231 237H232V236H231ZM243 237H244V236H243ZM247 237H248V236H247ZM247 237H246V238H247ZM103 238H104V237H103ZM105 238H106V239H107V238L110 239L109 235H108L107 237H105ZM154 238H155V237H153V240H154ZM156 238H157V237H156ZM174 238H175V237H174ZM180 238H181L182 240H183V238L185 239V237H183V236H180ZM214 238H215V237H214ZM222 238H223V236H222ZM224 238H226V237L224 236ZM232 238H233V237H232ZM239 238H241V237H239ZM258 238H259V237H258ZM108 239H107V241H108ZM161 239H164V237L161 238ZM192 239H193V238H192ZM195 239L198 241L197 237H196V238L194 237V240H195ZM202 239H203V238H202ZM202 239H201V240H202ZM220 239H221V237H220ZM229 239H230V238H229ZM235 239H238V238L236 237ZM235 239H234V240H235ZM241 239H242V238H241ZM241 239H240V240H241ZM263 239H264V238H263ZM156 240L159 241L158 238H157ZM156 240H155V242H156ZM170 240H171V239H169V241H170ZM172 240H173V242H175L174 239H172ZM176 240H177V239H176ZM185 240H186V239H185ZM187 240H188V239H187ZM196 240H195L194 242L197 243ZM206 240H207V239H206ZM209 240L211 241V239H209ZM215 240H216V239H214V241H215ZM240 240H238V241H240ZM247 240H248V238H247ZM260 240H261V239H260ZM110 241H111V240H110ZM110 241H109V242H110ZM142 241H143V240H142ZM190 241H191V240H188L187 243L189 244ZM202 241H203V240H202ZM202 241H200V242L202 243ZM230 241H231V240H229V242H230ZM238 241H236V242H238ZM244 241H245V239H244ZM258 241H259V240H258ZM57 242H58V241H57ZM165 242H167V241H165ZM181 242H183V241H181ZM181 242L179 241V243H181ZM192 242H193V241H192ZM200 242H198V243H200ZM212 242H213V241H212ZM212 242L210 243L209 241H206V243L203 242V244H204V243H205V244L208 243L207 245H210V244H211V246H212V245H214V244H212ZM223 242H224V241H223ZM226 242H227V241H226ZM226 242H224V244H225ZM240 242H241V241H240ZM249 242H250V241H249ZM249 242H248V243H249ZM259 242H260V241H259ZM259 242H258V243H259ZM85 243H86V242H85ZM143 243H144V241H143ZM159 243H160V242H159ZM171 243H172V242H171ZM179 243H178V244H179ZM187 243L185 242V244H187ZM196 243H193V245L195 244V246H196ZM198 243H197V246H198V247H201V246H199V245H201V244L198 245ZM213 243H214V242H213ZM216 243H218V241H217ZM160 244H162V243H160ZM163 244H164V243H163ZM176 244H177V243H176ZM185 244H184V242H183V246H184V248H185ZM188 244H187V245H188ZM190 244H191V243H190ZM190 244H189V246H190ZM227 244H228V243H227ZM227 244H226V245H227ZM242 244H243V243H242ZM250 244L253 245V243H250ZM261 244H262V241H261ZM261 244H260L259 246H261ZM59 245H60V244H59ZM179 245L181 246V244H179ZM193 245H192V246H193ZM220 245H221V244H220ZM222 245H223V244H222ZM222 245H221V246H222ZM226 245H225V247L227 248L228 246H226ZM231 245H232V244H231ZM234 245H235V244H234ZM237 245H239V243H238ZM246 245L249 246V244H246ZM246 245H244V247H245ZM263 245H264V244H263ZM164 246H165V245H164ZM195 246H194V247H195ZM205 246H206V245H205ZM211 246L208 247V250L211 249V250L213 251V247H215V246H212V247H211ZM217 246H218V245H217ZM223 246H224V245H223ZM248 246H247V247H248ZM253 246H255V245H253ZM157 247H158V246H157ZM162 247H163V246H162ZM175 247H176V246H175ZM178 247H179V246H178ZM178 247H177V248H178ZM181 247H182V246H181ZM194 247H193V248H194ZM198 247H197V248H198ZM202 247H203V245H202ZM202 247H201V248H202ZM239 247H242V245L239 246ZM261 247H262V246H261ZM186 248H188V247H186ZM197 248H196V249H197ZM204 248H205V247H204ZM206 248H207V247H206ZM215 248H216V247H215ZM215 248H214V249H215ZM237 248H238V247H236V248L234 247L235 250H236ZM242 248H243V247H242ZM245 248H246V247H245ZM252 248H253V247H252ZM255 248H256V246H255ZM255 248H253V251H254V252H255V250H254ZM257 248H259V247H258V244H257ZM156 249H157V248H156ZM179 249H181V248H179ZM202 249H203V248H202ZM216 249H217V248H216ZM218 249H220V250H218ZM218 249H217L218 253H219V251H220V253H221V255H222V254H223V251H222L223 249L219 248V246H218ZM224 249H225V248H224ZM230 249H231V247L229 248V250H230ZM234 249H233V252H235ZM248 249H249V247H248ZM250 249H251V248H250ZM250 249H249V250H250ZM174 250H175V248H174ZM184 250H185V249H184ZM189 250H190V249H189ZM194 250H195V249H194ZM199 250H200V249H199ZM199 250H198V251H199ZM256 250H257V249H256ZM162 251H163V248H162ZM162 251H160V252L162 253ZM175 251H177V250H175ZM190 251H191V250H190ZM203 251H204V249H203ZM206 251H207V250H205L204 252H206ZM215 251H216V250H215ZM231 251H232V250H231ZM236 251L238 252V250H236ZM239 251H240V250H239ZM243 251L246 252L245 250H243ZM180 252H182V251L180 250ZM195 252H196V251H195ZM199 252H200V251H199ZM199 252H198V254H199ZM209 252H210V251H209ZM209 252H208V255L210 254ZM240 252H242V251H240ZM240 252H239V253H240ZM249 252H251V250H250ZM257 252H258V251H257ZM176 253L178 254V252H176ZM189 253H190V252H189ZM193 253H194V252H193ZM201 253H202V252H201ZM211 253H212V252H211ZM213 253H214V252H213ZM227 253H228V252H227ZM162 254H163V253H162ZM170 254H172V253H170ZM183 254H184V253H183ZM224 254H225V253H224ZM249 254H250V253H249ZM254 254H255V253H254ZM256 254H257V253H256ZM263 254H264V253H263ZM179 255H180V254H179ZM179 255H178V256H179ZM181 255H182V254H181ZM181 255H180V256H181ZM201 255H202V254H201ZM212 255L215 256V254H212ZM216 255H218V254L216 253ZM239 255H240L239 257H241V255H244V254H239ZM180 256H179V257H180ZM183 256H185V255H183ZM190 256H191V259H192L193 256H192V255H190ZM190 256H189V257H190ZM199 256H200V255H199ZM199 256H198V257H199ZM219 256H220V255H219ZM233 256H234V255H233ZM251 256H252V255H251ZM253 256L255 257V255H253ZM168 257H169V260H171V261H172V259H174V258L170 259L172 256H168ZM181 257H182V256H181ZM186 257H187V256H186ZM195 257H197V256H194V258H195ZM222 257H223V255H222ZM225 257H226V259H228L227 261H230L229 259L232 260L231 256L229 257V254H228L227 256H225ZM227 257H229V258H227ZM239 257H236L235 259L237 260V258H239ZM247 257H248V256H247ZM206 258H207V257H206ZM242 258H243V256H242ZM245 258H246V257H245ZM184 259H185V258H184ZM187 259H188V257H187ZM191 259H189V260H191ZM197 259L200 260L199 258H197ZM197 259H195V261H196ZM220 259H221V258H220ZM248 259H249V258H248ZM174 260L177 261L176 259H174ZM198 260H197V261H198ZM202 260H203V259H202ZM211 260L213 261V258H212ZM211 260H210V261H211ZM233 260H234V259H233ZM236 260H234V261L236 262ZM238 260H239V259H238ZM241 260H242V259H240V262L243 263L242 261H244L245 259L242 260V261H241ZM251 260H253V258H251ZM251 260H250V261H251ZM171 261H170V263H171ZM195 261H193V262H195ZM197 261H196V262H197ZM218 261H219V260H218ZM246 261H247V260H246ZM250 261H249V262H250ZM186 262H188V261H186ZM204 262H205V261H204ZM213 262H214V261H213ZM215 262H216V261H215ZM215 262H214V263H215ZM219 262H220V261H219ZM240 262H237V264H239ZM249 262H248V263H249ZM253 262H254V261H252V263H253ZM255 262H257L256 259H255ZM173 263H174V262H173ZM201 263H203V262L200 261L199 264H201ZM220 263H222V262H220ZM230 263H231V262H230ZM246 263H247V262H246ZM171 264H172V263H171ZM179 264H180V263H179ZM187 264H188V263H187ZM190 264H192V263H190ZM203 264H204V263H203ZM205 264H206V263H205ZM209 264H210V263H209ZM217 264H218V262H217ZM228 264H229V263H228ZM232 264H233V262H232ZM234 264H235V263H234ZM250 264H251V263H250ZM254 264H255V263H254Z\"/></svg>", "mask_w": 264, "mask_h": 264}]
</instances>
